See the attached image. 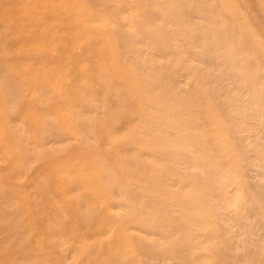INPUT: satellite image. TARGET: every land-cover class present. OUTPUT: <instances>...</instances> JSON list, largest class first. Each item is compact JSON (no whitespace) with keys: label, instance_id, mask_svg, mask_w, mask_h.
<instances>
[{"label":"rangeland","instance_id":"1","mask_svg":"<svg viewBox=\"0 0 264 264\" xmlns=\"http://www.w3.org/2000/svg\"><path fill=\"white\" fill-rule=\"evenodd\" d=\"M145 1H146V3H145ZM156 1H157V3H156ZM184 1L183 0H178V1L177 0H171V1L170 0H165V1L164 0H152V1L151 0H93V1L92 0H86V1L85 0H0V202H1L0 205H4L6 207L9 205V207H10V208L9 207L5 208L2 206L3 207L2 208L0 206V212L2 211L0 213V264H30V263L37 264L39 262H40L39 264H45V263L47 264V262L50 261V259H51V261L48 262L50 264H52L53 262H54L53 264H60L63 261L65 264H67V263L72 264V263H74L73 262L74 260H75L76 264H86V263L87 264H94V263L95 264L96 263H99V264H124V263L126 264L127 263L128 264L130 261H132V262L135 261L134 264L136 262H137L136 264H138V262H141L140 264H163V263L164 264H169V263L170 264H187L186 262H191L192 260L193 261L191 263H188V264H194L197 262H199L198 264H202V263L203 264H210V262L212 264H217V263H219V264L220 263L221 264L222 263L223 264H257V262H259V264H261V262H262V264H264V253H263L264 252V208L260 207L261 202L263 203V205H261V206H264V180L262 179L264 177V173H262L264 168L261 171L262 167H260V166H263V164H264L263 163L264 159H262V158H264V155H263L264 154V147L262 149V146H264V139H263L264 138V133H263L264 132V130H263L264 125H261V123H264V117H263L264 116V110H263L264 109V106H263L264 105V102H263L264 101V98H263L264 97V81H263L264 80V75H263L264 74V66H263L264 65V55H262V54H264V0H213V2H212V0H208L209 2L207 0H184ZM205 1H206V3H205ZM51 2H53V3H51ZM57 2L59 5L57 4ZM181 2L183 4H181ZM211 2H212V4H211ZM147 3H148V6H147ZM121 4L123 7L121 6ZM160 4H161V6H160ZM207 4L208 5L211 4L212 6L210 5V7L207 8V6H208ZM149 5L152 8L151 7L149 8ZM175 5H178L180 7V9H183V11H186V12L181 11L179 9V7L175 6ZM107 6H108V8H107ZM238 6H240L239 8L241 10L238 8ZM118 7H120V8H118ZM184 7H186V8H184ZM218 8H219V10H218ZM155 9H156V11H154ZM196 9H198V10H196ZM247 10L248 11L251 10V12L248 13ZM175 11L178 13H175ZM219 11H220V14H219ZM149 12H150V14H148ZM180 12H182V13L180 14ZM194 12H195V14H194ZM124 13H125V15H124ZM144 13H146L147 15L146 14L144 15ZM159 13H161V14H159ZM151 14H153V15L155 14V15L153 16ZM176 14L178 17L176 16ZM99 15L102 19L101 18L99 19V17H98ZM165 15H167L168 17H165ZM211 15H213V16L219 15L218 16L219 18L217 17V19H216L215 16H214L215 17L214 18V17H211ZM175 16L177 19L174 18ZM195 16H197V17H195ZM150 17H151V19H150ZM198 17H199V19L200 18L201 19L198 20ZM168 18H170V19L168 20ZM96 19H98V21H99L98 23H97ZM203 19H205V20L203 21ZM211 19L213 22H215V24H213V22H211ZM218 19H219V22H217ZM100 20H104V21L101 22ZM115 20H116V22H115ZM151 20L154 22H151ZM161 20H162V24H161ZM177 21L178 22L180 21V23L177 24L176 23ZM205 21L207 22V24ZM93 22H95V23L92 24ZM142 23H143V26H142ZM146 23L148 25H146ZM154 23L161 25L160 27L158 25H156L157 28H159V29H157L156 27H153V26H155ZM208 23H210V24H208ZM224 23H226V24H224ZM95 24H97V25H95ZM151 25H152V27H151ZM163 25H164V27H163ZM216 25H217V27H216ZM225 25H227L228 27ZM147 26H149V27H147ZM249 26H250V28H249ZM129 27H131V29ZM146 27L150 29V32H149V29H147ZM112 28L115 30H112ZM132 28L133 29L135 28V29L133 30ZM217 28L220 29V31H222V32L220 33V31ZM128 29L132 35H130L128 33ZM139 29H143V30L145 29L147 32H145V31L143 32V30L141 31ZM130 30H133L134 32L130 31ZM135 30H136V32H135ZM152 30L154 31L153 33H155L154 35L152 33ZM239 30H241V31H239ZM210 31H211V37H209ZM223 31H224V33H223ZM126 32L129 34L130 37L128 36V34ZM230 33H231V35H230ZM122 34L123 35L125 34V35L123 36ZM150 34H152V36H150ZM213 34H214L215 38H212V37H214ZM232 34H233V36H232ZM117 35L119 37L120 36H122V37L119 38ZM141 35L143 37H141ZM222 36H224L225 38ZM126 37L129 38V39L127 38L128 41H127V39H125ZM206 37H208V38H206ZM148 38L150 41L148 40ZM117 39H120V41ZM217 39H220V40H217ZM222 39L224 41H222ZM233 39L237 40V41H234ZM156 40H158V41H156ZM122 41H124V42H122ZM125 41L128 42L129 44L131 43L130 44L131 47L129 46V44H126ZM145 41H146V44H145ZM152 41L153 42L155 41V42L152 43ZM166 41H167V43H165ZM188 41L193 42V44L191 42H188ZM211 41L213 43L215 42V44L213 45V43H211ZM227 42H228V44H227ZM117 43H120V44H117ZM132 43L134 46L132 45ZM150 43H151V45H150ZM216 43L217 44L219 43V44L217 45ZM124 44H126V46L128 48H125ZM201 44L203 46H201ZM60 45H61V47H60ZM135 45H137L138 47L136 48ZM143 45H146L148 48L146 46H143ZM194 45H195V47L198 46V48H195ZM226 45H227V47H226L227 49H225ZM122 46H124V47H122ZM162 46H164V48ZM208 46L211 49H209ZM218 46H219V48H218ZM235 46H236V48H234ZM129 47H130V49H129ZM222 47L224 48V50ZM119 48H121V49H119ZM141 48L143 50L142 53H140ZM167 48H168V51H167ZM204 48H205L206 52H205ZM221 48L223 51L221 50ZM256 48H257V50H256ZM125 49H127L126 53L124 52ZM136 49H138L139 52L136 51ZM164 49H165V51H164ZM170 49H171L172 53H170ZM253 49H255V50H253ZM176 50L180 53V55ZM180 50L183 51V53ZM184 50L188 52V53L186 52V55H183V54H185ZM212 50H214L215 53L212 52ZM225 50H227V52H225ZM120 51L124 52L123 54H125V55H123ZM189 51H191V52L189 53ZM220 51H222L221 53H223V54H221ZM128 52L132 53V55L131 54L128 55L129 54ZM166 52H168L169 55ZM224 52L227 53V55H224L225 54ZM238 52L239 53L243 52L244 54L240 53L237 56ZM213 53H214V55H213ZM256 53H258V54H256ZM198 54L200 57L198 56ZM201 54H206V55L202 56ZM207 54H209V55H207ZM229 54H231V55H229ZM154 55H156V56H154ZM160 55H161V57H160ZM220 55H221V57H219ZM132 56L136 62L133 60ZM147 56H148V58H147ZM165 56H167L168 58H171V57H173V58L168 60L167 57H165ZM223 56H225V58L228 59V60L227 59L225 60L226 63H224V61H223ZM152 57L155 59L154 61H153V59H151ZM201 57H202L203 61L201 60ZM211 57H213V58H211ZM229 57H232L231 62H229L230 61ZM188 58L193 60V61H191V60L190 61L195 66L190 61H188L189 60ZM215 58L218 61L217 60L215 61ZM218 58L222 59V60H219ZM121 59H123V60L120 61ZM149 59L151 62L149 61ZM180 59H181V61H179ZM210 59H212V60H210ZM213 59H214V61H213ZM124 60H125V62H124ZM138 60H140L142 63H140V61H138ZM182 60H185V61H182ZM205 60L207 61V63ZM233 60H234V62H237V63H234ZM160 61H162V62H160ZM171 61H174V62L170 63ZM186 61H188V64H186ZM182 62L184 65L182 64ZM218 62L220 65H219V67H216V65L218 66ZM222 62H223V66H221ZM239 62L243 65V67H241V64ZM136 63H137V65H136ZM179 63H181L182 65ZM200 63L201 64L203 63L204 66H206V67H204ZM123 64H124V66H123ZM149 64H151V65H149ZM165 64L167 67L165 66ZM171 64H173V66H175V67L171 66ZM196 64H198V65H196ZM236 64L239 66H237ZM245 64H246V67L249 66V68L246 69ZM209 65H211L212 67H210ZM214 65H215V68L213 67ZM256 65H258L259 67H257ZM151 66H154V67L151 68ZM184 66L186 67V69ZM260 66L262 68H260ZM145 67H147V69H145ZM188 67H191V68H188ZM199 67H201V68H199ZM223 67H226V68L224 69ZM84 68L86 70H84ZM168 68H170V69H168ZM192 68H193V70H192ZM217 68H218V71H220V72L217 71ZM258 68H259V70H256ZM152 69H154V70H152ZM197 69H199V70H197ZM200 69H201V71H200ZM210 69H212V72ZM187 70H189L188 71L189 73L186 72ZM208 70H209V72H208ZM147 71H149L151 74L149 75V72L147 73ZM151 71H153V72H151ZM214 71L215 72L217 71V72L215 73ZM221 71H222V74L227 79H222L225 77L221 74ZM234 71H236V72H234ZM178 72H180V73H178ZM225 72H229L228 73L229 76H227L228 74H226ZM251 73H253V74H251ZM144 74L146 75L145 77H144ZM196 74H198V75H196ZM220 74H221V76H219ZM231 74H232V76H230ZM241 74L243 76H241ZM148 75H149V78H148ZM185 75H186V77H185ZM233 75L236 77L235 79L232 78V77H234ZM251 75H252V77H250ZM212 76H214V77H212ZM168 77H170V79ZM215 77L216 78L219 77V78L215 80ZM151 78H153V81ZM172 78H174V79L171 80ZM193 78L195 79V81ZM154 79L156 81H154ZM177 79H178V81H177ZM190 79L193 80L194 84H193V82L191 83ZM253 79H254L255 83H254V81H252ZM213 80L217 81L218 83L216 84V82ZM219 80L222 82H219ZM224 80L225 81L227 80V81L225 82ZM239 80H241V81H239ZM206 81H207V83H206ZM211 81H212V83L213 82L214 83L212 84ZM228 81L229 82L231 81V82L228 83ZM244 81L245 82L247 81V83H245ZM156 82H157V84H156ZM175 82H176V84H175ZM232 82H233V85H231ZM238 82H239V84H237ZM84 83H85V85H84ZM159 83H161L160 84L161 86L159 85ZM180 83H181V85H180ZM226 83L229 84L230 86H227ZM256 83L258 86H260V83H261V86H263V87L260 86L261 91H259L260 89L258 88V86H256ZM107 84H108V86H107ZM167 84H169V85L167 86ZM172 84H173V86L170 87V85H172ZM200 84H202V85H200ZM234 84H236L237 86ZM151 85H152V88H151ZM163 85H165V86L163 87ZM188 85H190V86L188 87ZM109 86L112 87V89H110ZM180 86L182 88H180ZM207 86H208V88H207ZM245 86H246V88L248 87L247 88V91H249L248 93L246 90L243 89V87L245 88ZM254 86L256 89L254 88ZM158 87H160V88H158ZM166 87H167V89H165ZM172 87L175 89H173ZM225 87L227 88L228 91H225L226 90ZM43 88L47 91H44ZM169 88L170 89L172 88V89L170 90ZM183 88H185V91ZM188 88H190V89H188ZM209 88H211V89L209 90ZM216 88H217V90H216ZM218 88H220L219 89L220 93L217 92ZM224 88H225V90L223 93ZM115 89H117V90H115ZM113 90H115L114 93L116 95L113 93ZM180 90H183L185 93L183 91L181 92ZM238 90H239V94H238ZM29 91L31 93L30 95H28ZM158 91H159V93H158ZM172 91L176 95L174 93H172ZM192 91H193V93H192ZM212 91H214V92H212ZM234 91H235V93H234ZM46 92H48V93H46ZM231 92H233L232 93L233 97L231 94H230L231 96L229 95V93H231ZM243 92H245V93H243ZM250 92H251V94H250ZM259 92H261L263 94H261ZM2 93L4 95H2ZM112 93L115 96L114 95L112 96L111 95ZM117 93H119V94L117 95ZM218 93L220 94L221 99L218 97L219 96ZM221 93H222V95H221ZM241 93H243L244 95ZM252 93L253 94L256 93V94L254 96H251V95H253ZM162 94H163V96H162ZM259 94H260V96L262 95V97H260ZM49 95L53 98L50 97L51 98L50 99L48 97ZM157 95L162 96V97H160L162 99V101L159 98V96H157ZM164 95L166 97H164ZM226 95H228V97ZM256 95H258V97H257V99L254 100V97L256 98ZM44 96H46V97H44ZM106 96H108V97H106ZM187 96L190 98H188ZM197 96H199L198 99H196ZM202 96H204V98ZM215 96H217V97H215ZM229 96H230V98H229ZM110 97H112L111 100H110ZM149 97H150V100H149ZM156 97H158V100ZM178 97H180L179 101H178V99H176ZM237 97H239V99H240V100L238 99L239 101L237 100ZM46 98L49 100H47ZM78 98H80V100ZM201 98H202V100H201ZM227 98H229V99L227 100ZM234 98H236L237 101ZM248 98L253 99V100L250 101V100H248ZM260 98L262 101L260 100ZM113 99L117 100L116 104H118V105L115 104V107L113 105H114L116 100H114V102H113L112 101ZM132 99H134V101ZM151 99L154 101H152ZM192 99L194 102L192 101ZM43 100H45V101L43 102ZM50 100H52V101H50ZM75 100H77V101H75ZM104 100H105V102H104ZM108 100H110V101H108ZM182 100H183V102L180 103V101H182ZM195 100H197V101L200 100L201 102L199 101L200 102L199 103V102H196ZM223 100H225V101H223ZM226 100H227L228 104H227ZM243 100H245V102ZM247 100H248V102H247ZM95 101H96V103H94ZM128 101H129V104H128ZM132 101H133V104L130 103ZM242 101H243V103L249 104V105L247 104V106H248L247 108H246V104H245L244 110L242 109L244 106L241 108V106L243 105ZM249 101H250V103H249ZM259 101H261V102L259 103ZM109 102L113 105L111 106L109 104ZM124 102H127L126 103L127 105ZM153 102H155L156 104H154ZM159 102H160V104H159ZM222 102H224V103H222ZM234 102H236V103H234ZM262 102H263V104H262ZM135 103H136V105H135ZM139 103H141V104L139 105ZM151 103H153V104H151ZM184 103H185V106H184ZM239 103H240V105H239ZM255 103L257 104L256 106L258 107V108L256 107V109H255ZM106 104L107 105L109 104V105L107 106ZM193 104H195V105H193ZM212 104H215V105H212ZM236 104H238V105H236ZM93 105H95V107ZM146 105H148V106H146ZM117 106H119V107H117ZM198 106H200V107H198ZM225 106L228 109L224 108ZM85 107H86V110H85ZM153 107H154V109H153ZM183 107H186V108H183ZM235 107L240 108V109L237 110V108L235 109ZM261 107H262V109H261ZM149 109H150V112H149ZM156 109H157V112L155 111ZM177 109H178V111H177ZM233 109H235V110H233ZM97 110L99 113L98 112L96 113ZM229 110H230V112H229ZM239 110L242 111V112H240L241 114L239 113ZM140 111L143 114L139 113ZM142 111H144V112H142ZM224 111H225V113H224ZM244 111L246 112V114L244 113ZM254 111L256 113H258V115ZM83 112H84V114H83ZM100 112H102V113H100ZM165 112H166V114H165ZM252 112H254L255 114ZM46 113L49 114L48 115L49 117L46 116L47 115ZM91 113L94 115H92ZM160 113H161V115H160ZM180 113H181V115H179ZM201 113H203V114H201ZM242 113H243V115H242ZM80 114H81V116H83L86 119L82 118V120H81ZM51 115H53V116L50 119ZM140 115L141 116L144 115L142 117L143 120H141ZM233 115H235V116H233ZM240 115H242V116H240ZM115 116H118V117H115ZM137 116H139V117H137ZM149 117H151V118H149ZM241 117L243 120L241 119ZM7 118H8V120H7ZM253 118H255V121ZM256 118H257V121L259 119L258 122H256ZM169 119H171L172 122ZM239 119L244 121V123L246 122L245 125L243 124V122L241 120L240 121L242 122V124L239 125V122H240ZM136 120H138V121H136ZM228 120L229 121L231 120L232 123L229 122ZM234 120H235V122H233ZM85 121H87V122L85 123ZM249 121H251V122L247 123ZM142 122H145L144 123L145 126L142 125ZM44 123L47 126H48V124H50L48 126V128L51 127L50 130L48 128H46L47 126L43 125ZM167 123H169L170 125ZM147 124L150 125V127H147ZM164 124L165 125L167 124L170 127H168L167 125L165 126ZM252 124H254L256 127ZM258 124L260 127H262L261 130H260V127L258 126ZM204 125H206V127ZM141 126H143V129H141ZM20 127H21V129H20ZM43 127L45 128L44 130H42ZM89 127H90L91 131L89 130ZM172 127H173V129H172L173 132L170 129ZM244 127L247 131L244 129ZM248 127H252L251 131ZM61 128H62V130H61ZM82 128H84V130H82ZM148 128H150L151 130ZM124 129H126V130H124ZM137 129H139L140 132ZM154 129H156V130H154ZM157 129L160 131H158ZM174 129H176V131ZM184 129L187 132L188 131L189 132L188 133L184 132L185 131ZM199 129H200V132H199ZM233 129H235L234 130L235 132L233 131ZM239 129L240 130L243 129V130L239 131ZM88 130H89V132L93 133L94 135L92 136V134L89 133ZM134 130H137V131H134ZM149 130H150V132L152 131L151 134L147 133V132H149ZM197 130H198V132H196ZM18 131H20L21 133L23 132V134L21 135V133L20 132L18 133ZM29 131H31V134H30L31 136L27 137V135H29V133H30ZM57 131L60 132L59 134H61V136H64V138L60 137V135H58ZM85 131L87 132V134ZM153 131H155V132L157 131V132L155 133ZM253 131L256 133L254 134ZM63 132L65 134H63ZM160 132L161 133L166 132L163 134V135H165L166 139L164 138V136ZM244 132L245 133L248 132L247 135ZM171 133H172L171 136H173V134H174V136L175 135L176 136L171 137V136L167 135V134L170 135ZM199 133L201 135H199ZM232 133H233V135H231ZM42 134H43V137H42ZM88 134L89 135L91 134L90 138H89ZM196 134L199 136H196ZM237 134H239V135H237ZM150 135H152V137H150ZM229 135H231V136H229ZM255 135H258V136H256L258 138H256ZM53 136L54 137L58 136L60 139L57 138L55 140L53 138ZM85 136L87 137V139ZM236 136H238L237 137L238 139L236 138ZM243 136H246V137L248 136V138L245 139V137H243ZM66 137H67V139H66ZM176 137H178V138L176 139ZM191 137H193V138H191ZM251 137H253V138H251ZM27 138H29V140H27ZM32 138L34 139V141ZM254 138H256V139H254ZM24 139L26 142L24 141ZM242 139H243V141H242ZM244 139H245V141H244ZM259 139H261V140H259ZM37 140H38V142H37ZM60 140H62V141H60ZM89 140L90 141L92 140V145L89 144V143H91ZM169 140L171 142H169ZM191 140L193 141V143ZM85 141H87V142H85ZM34 142H35V144L36 143L39 144V146H41V147L36 146L37 144L35 145ZM194 142H197V145ZM204 142L205 143L207 142L206 144H208V145L205 146ZM78 143H79V145H78ZM156 143H157V145H156ZM240 143L243 145H241ZM254 143H256V145ZM258 143L259 144L261 143V146ZM52 144L53 145L56 144L55 147H53ZM62 144L65 147H63ZM112 144H113V146H112ZM116 144H118V145H116ZM120 144H123L124 146L123 145L120 146ZM203 144L205 147H203ZM249 144H251L252 146H250ZM27 145H29V146L31 145V147H33L32 150H30L31 147H29V146L27 147ZM199 145L201 147H199ZM61 146H62V148H61ZM190 146H192V147H190ZM193 146H195V147H193ZM208 146L212 149H210V148L208 149ZM248 146H250V147L248 148ZM26 147L30 148V149L27 150ZM66 147H67V149H66ZM198 147L200 148V151H199ZM12 148L18 149V153H19L18 156L19 157L15 156L18 154L17 150L13 151L14 149H12ZM174 148H175V150H172ZM36 149H37V151H36ZM57 149H61V150L58 151ZM201 149L205 150V151H203V150L202 151L204 153H207V154H204L201 151ZM249 149H251L252 151L254 150V152H256V150H257V152H259L260 154L257 152L254 154L250 150V152L252 153L251 154V153H249ZM55 150L58 151L59 153L58 152L54 153ZM28 151L31 152L32 158L30 157V153H28ZM38 151L42 155H39L40 153ZM62 151L65 153H63ZM15 152H16V154H15ZM34 152L39 153L38 158H37V155H35L36 153L34 154ZM50 152H52V154L53 153L55 154V155L53 154L54 157H52V154H50ZM189 152H190V154H189ZM32 154L35 155V157ZM57 154L58 155L60 154V155L56 156ZM241 154H242V156H240ZM182 155H184V156H182ZM256 155L258 157H256ZM39 156L42 159H40ZM177 156H178V158H177ZM217 156H218V158H217ZM261 156H263V157H261ZM19 158L21 159L20 162H19ZM34 158H36V159H34ZM43 158H46L47 160H45ZM222 158H223V160H222ZM257 158H259V159L256 161ZM243 159H245V161ZM247 159H248V161H250V163L247 161ZM261 159H262V161H260ZM42 160L43 161L45 160V163ZM125 160L129 163H127ZM180 160L181 161L183 160V161L181 162ZM254 161L258 162V163H255ZM259 161H260V163L262 162L261 163L262 165L259 164ZM186 162H188V163H186ZM206 162H208V163H206ZM219 162L220 163L222 162V163L219 164ZM41 163H42V165H41ZM202 163H204V164H202ZM106 164L111 169H109L106 166ZM251 164H252V166H251ZM186 165H187V167L189 166L190 168L189 167L187 168ZM213 165H214V167H213ZM181 166H182V168H181ZM250 166H251V168H250ZM197 167H199L198 168L199 170L197 169V171L201 172V173H198V172L196 173V170L194 168H197ZM217 167L220 170L221 169L222 170L217 171ZM247 167L250 170H247ZM107 168L109 170H107ZM190 169H192V170H190ZM210 169H212V170H210ZM243 170H244V172H243ZM177 171H178V173H177ZM251 171H253L252 176L250 175ZM179 172H181V174ZM182 172H183V175H182ZM205 172L208 174H205ZM213 172H216V173L214 174ZM135 173H137V174H135ZM190 173H192V174L194 173V175H192ZM245 173H246V175L248 174L247 177H246ZM254 173L257 177L254 175ZM112 174H113V176H112ZM148 174L151 176H149ZM201 174L203 176H201ZM212 174H214V175H212ZM225 174H227V175H225ZM128 175H129V178H128ZM132 175L135 177H132ZM187 175L189 176V178ZM206 175H208V177H209V175L212 176L211 179H210V177L208 178ZM233 175H235V176H233ZM109 177L112 179H110ZM206 177L208 178V180L210 182L206 181L207 180ZM253 177H254V179H253ZM135 178H137V179H135ZM195 178H197V180ZM256 178H258L260 180L259 184L260 185L262 184L261 186L263 188L258 185V179L256 180ZM131 179H133V180L131 181ZM113 180L114 181L116 180L118 182H116V181L114 182ZM178 180H181V181H178ZM246 180H247V182H246ZM69 181L72 184V186L69 183ZM72 181H74V182H72ZM133 181H134V186H133ZM236 181L238 182V184L235 183ZM158 182H159V184H161V186H158L159 185V184H157ZM199 182H200V186H197L199 184ZM207 182L210 184H207ZM253 182L256 183L255 184L256 186L254 185L255 188L260 187L259 191H258V189L254 190L255 188L253 186V184H254ZM261 182H263V183H261ZM119 183H120L121 187L119 186ZM126 183H129V185ZM150 183H153V184L150 185ZM163 183H164V186H163ZM234 183H235V185H234ZM124 184H126V185H124ZM216 184H217V186H216ZM167 185H168V187L164 188ZM206 185H207V187H206ZM219 185L221 186V188ZM239 185L240 186L242 185V186L240 187ZM122 186L124 188L126 187V189H124ZM129 186L131 187V191H130V189H128V188H130ZM184 186L186 187V189H184ZM245 186H246V188H244ZM117 187H118V189H117ZM151 187H153V188H151ZM200 187H201V189H200ZM213 187L215 189L217 188L220 190H217V189L215 190ZM230 187H231V189H229V191L230 190H231V192L234 191L236 194H233L234 196L231 195L232 201L230 200V203H228L229 200L226 202V200H224L223 197H224L226 190H228V188H230ZM234 187H235V189H234ZM9 188H11V189H9ZM45 188H46V193H45ZM83 188H85V189H83ZM119 188L120 189L122 188V189L120 190ZM140 188H141V191H139ZM144 188H146L147 190ZM172 188H173V190H172ZM192 188L193 189L195 188V190H193ZM204 188L210 189L207 191V194H205L206 190H204ZM163 189H165V191ZM182 189H183V191H182ZM213 189L215 190V192L216 191H218V192L215 193ZM236 189H237V191L238 190L240 191V194L242 196H238L239 191L236 192L235 191ZM245 189L248 190L249 192L244 191ZM78 190H80V191L82 190L81 194ZM118 190H120V191L118 192ZM128 190L130 192H132L130 194H132V195L136 194L135 196H131V197H134V198L138 197V200L142 198L141 201L137 202V198L136 199L133 198V200L130 199L129 198L130 194H129ZM144 190H145V192H144L145 195H146L147 191H150V193L147 194V196H146V198L151 196L150 199L149 198L146 199L144 195H143L144 197L142 195L140 197V194L137 193V191H139V193H141ZM161 190L163 191V193H161ZM203 190L205 192H203ZM212 190H213L214 194H212L213 193ZM250 190L251 191L253 190V192H251ZM133 191L135 192L134 194H133ZM151 191L152 192L154 191L158 196L156 194H153ZM220 191H221V193H219ZM74 192H75V194H74ZM158 192L163 194V195L159 194ZM209 192H211V193H209ZM119 193H120V195H119ZM122 193H123V195H122ZM166 193H168V194H166ZM128 194H129V196H128ZM141 194H143V192ZM174 194H175V196H174ZM208 194L210 195V197H207V196H209ZM255 194L257 197H255ZM76 195L79 197L78 199H76L77 198ZM113 195L116 197V199ZM201 195H203V196H201ZM216 195H218L217 196L218 198L216 197ZM243 195H245V196H243ZM52 196L54 197V199ZM170 196H171V198L173 196L175 197V198L173 197V199H174V202L176 203L175 205L177 206L176 209H175V207H174V209L173 208L171 209L172 213H171V210H169V209L171 208V206L173 207L175 205L173 204L174 202H172L173 199L170 200ZM187 196H189V197H187ZM214 196L216 199L214 198ZM82 197H84V198H82ZM122 197H124V200H122L123 199ZM127 197H128V199H127ZM176 197H178V198L176 199ZM143 198H145L147 201L149 199L148 202L151 205H148L149 203ZM154 198L155 199L160 198V199H158L159 202H158V200L157 201L152 200ZM183 198L186 200V202L183 200ZM213 198H214L215 202L217 200L218 203L213 202ZM249 198H250V200H249ZM200 199H201V201H199ZM222 199L225 203V206H226L225 208L223 206L224 205L223 201H221ZM251 199L252 200L255 199V200H253L254 201L253 206L251 205L252 204L251 202H253ZM81 200H82V202H81ZM85 200L87 202L89 201V203H87ZM134 200L136 201V203L134 204L136 206H137V204L140 205V203L143 202V203H141L142 205L137 206L138 208L139 207H141V208L139 209L140 211L135 210L136 214H135L134 209H137V207L131 206V205H133L132 202ZM151 200L153 201V203ZM165 200H167L169 202L167 203ZM178 200H181V201H179V203H178ZM84 201H85V203H84ZM122 201H127V202H125L126 205L124 204V202H123L124 205L121 204ZM128 201H131V203H128ZM144 201H146L145 202L146 204L144 203ZM164 201L166 203L165 205H164ZM187 201L189 202L188 205H187ZM211 201L213 202V204ZM258 201H259V203H258ZM154 202H155V204H154ZM182 202H183V204H182ZM202 202H204V204H202ZM247 202H249L248 207H247ZM11 203L13 205H10ZM55 203H58V206L55 205ZM79 203H80V205H78ZM93 203H94L95 208L93 206H91V205H93ZM59 204H60V206H59ZM97 204H99V205H97ZM120 204L123 205V207L127 206L128 204H131V205H128V207L129 206H131V207H129V209H128V207L123 208ZM219 204H221L222 206ZM228 204L230 205V207ZM232 204L235 206H233ZM84 205H86V206H84ZM117 205L118 206L120 205L122 207V210H121V207H119L121 212H120V210L118 211L119 208L117 207ZM181 205H183L182 206L183 209L180 207ZM214 205H216V206L214 207ZM227 205H228L229 209L227 208ZM11 206H13V207H11ZM55 206H57V207H55ZM166 206L168 207V209H166ZM169 206H170V208H169ZM178 206H179L180 210L178 209ZM257 206H258V208H256ZM59 207H61L60 209H62L64 211L63 212L62 210L59 209V211H61L63 215L58 214L59 211H57V210ZM98 207L100 208L99 209L100 211L97 209ZM132 207H134V208H132ZM156 207H159V208H156ZM161 207H164V209H166V212L163 209L161 210ZM82 208H84V212H82L83 211ZM86 208H88V209H86ZM142 208L144 210L143 216L141 215V214H143L141 212V211H143V210H141ZM249 208H250L251 212L249 211ZM259 208H261L260 212H258ZM130 209H132L133 211H130ZM211 209L214 213L211 212ZM220 209H222V211L225 213H221ZM254 209L256 210V212ZM71 210L75 211V212H71ZM159 210H161V211H159ZM173 210H175V211L177 210L176 212H178V213L176 214L175 211L173 212ZM191 210H193V211H191ZM218 210L220 213L217 212ZM247 210H248V212H247ZM4 211L7 215L4 214ZM10 211L13 214L10 213ZM91 211L92 212L94 211V212L92 213ZM167 211L168 212L170 211L169 214H173L172 216L174 218L172 216H168V214H166ZM181 211L182 212L186 211V212L183 214ZM215 211H216V213H215ZM226 211H228L229 213ZM78 212H79V214H78ZM131 212H133V214ZM156 212H157V215L155 214ZM123 213H124V215H123ZM125 213H127V214H125ZM137 213L138 214L141 213L140 215H138L139 217H137L139 220L137 218H135L137 216ZM159 213H161V214L159 215ZM164 213L167 216L164 215ZM179 213H182L180 215L181 216L183 215L182 216L183 218L179 215ZM217 213L219 214L218 216H217ZM226 213H228L229 215L228 214L226 215ZM10 214H12V215L10 216ZM84 214L87 215L88 217L85 216ZM90 214L93 217L92 219H91ZM113 214L115 216H113ZM121 214H122L123 220L120 217L119 218L120 222H119L117 218ZM254 214H255V216H254ZM2 215H4V216H2ZM60 215L64 216V217H61ZM117 215H119V216H117ZM175 215H177L178 217ZM184 215H186V217L189 215L188 216L189 218L187 217L188 218L187 219L186 217H184ZM221 215L224 218H222ZM236 215H239V217H237ZM7 216H10L11 219H10V217L8 219ZM65 216L67 218H65ZM68 216H70L69 220H68ZM82 216L90 218L91 220L87 219L85 217L83 218ZM116 216H117V218H116ZM125 216L127 217V220H126ZM153 216H155L156 220L153 219ZM232 216H233V218L231 219ZM149 217H151V218L148 219ZM156 217H158L161 224H159V221ZM161 217L163 218L164 221H162ZM165 217L168 219L170 217H172L173 219H170V220L166 219L165 220ZM196 217H200V218L196 219ZM226 217H228V218H226ZM4 218H6V219L4 220ZM82 218H83V220H82ZM146 218H147V220H146ZM160 218H161V220H160ZM190 218H192V221L190 220ZM245 218H246V221H245ZM84 219H86V220H84ZM136 219H137V221H136ZM175 219L176 220L178 219L179 221L176 222ZM200 219H202V220H200ZM223 219H225V221ZM227 219H229V222H231V223H229ZM61 220H63L65 223L61 222ZM141 220H143V222L139 223V221H141ZM149 220H155L156 221L155 225L151 226L155 221H152L153 223L151 225H149V223L151 222V221L149 222ZM171 220H174L175 224L169 223V221L172 222ZM184 220H185V222H184ZM186 220H189V221H186ZM194 220H195V222H194ZM197 220H199V221H197ZM2 221H4V222H2ZM67 221H69V223ZM165 221H167V222H165ZM201 221H203L202 225H201ZM220 221H222V223L224 222L223 226H222V223H220ZM190 222L194 223V224L191 223L194 225V226L192 225V227L194 229L189 227ZM217 222H218V225L220 224V227L217 224H215ZM240 222H242L243 224ZM26 223H27V225H25ZM86 223L89 225L88 226L85 225ZM143 223H146V225ZM177 223H178V225H177ZM180 223H182V224L184 223L185 225L186 224H188V225H187V227L186 226L184 227ZM225 223L226 224L229 223V225L231 227L229 225H227V227H226ZM234 223H235V225H234ZM237 223H238V225L239 224H241V225L239 226V229L237 227V230H236L235 226H237ZM12 224H14V225L12 226ZM166 224L167 225L172 224V225L170 227L169 225L166 226ZM199 224L201 226H199ZM204 224L206 225V229L208 228L207 230L205 229ZM231 224L234 226H232ZM7 225L10 227L8 228ZM179 225L182 228L179 227ZM195 225H197V226H195ZM207 225H209V226H207ZM212 225L215 226L214 229H213ZM242 225H244V226L247 225V226L242 227ZM27 226H29V227H27ZM69 226L71 227L70 229H69ZM136 226L138 228H140L139 230H141V231H139ZM164 226L167 228L164 229L165 228ZM176 226H178L180 228L179 229L177 227L178 228V230L176 229L177 233L175 230ZM202 226H204V228ZM228 226L232 229H230V228L228 229ZM11 227H12V229L14 228V230H12ZM148 227H150V228L148 229ZM152 227H154V228H152ZM172 227H174L175 231L172 230ZM195 227H197V228H195ZM198 227H199V232H198ZM200 227L203 228V231L205 229L204 233L202 232V229ZM241 227L244 228L242 231H244V233L246 235L245 239H244V237H245L244 233H242V231L238 232L239 230L242 229ZM65 228H66V230H65ZM156 228H157V230H156ZM170 228H171L173 233L168 230ZM216 228H219V229L217 230ZM220 228L222 231H220ZM223 228H225L229 233L227 231H225V229H223ZM10 229L12 230L13 233L10 232L11 231ZM61 229H63V231H61ZM134 229H136V230L133 231ZM150 229L152 230V232L153 231L154 232L152 233ZM183 229L184 230L186 229V230L184 231ZM192 229L194 231H197L195 233H196V235L198 234V237L195 236L194 231L190 232V230H192ZM59 230L61 231L60 233H59ZM166 230H167V232H166ZM137 231L142 232V233H139ZM224 231L227 234H224L225 233ZM29 232H30V234H29ZM64 232H66V233H64ZM136 232H137V234H140V235H137ZM145 232H147V233L144 234ZM158 232H159V234L161 233V235H162V233L164 234V235H162L163 237L161 236L162 238H160V240L157 239L160 241V242L157 241L160 244H158L155 241L156 238H158L160 236L158 234ZM61 233H63V236H61L62 235ZM154 233L158 234V235L156 236V235H154ZM219 233H221V234H219ZM240 233L243 234V235L241 234L243 236V238H240V237H242V236H240ZM10 234L11 235L15 234V235L10 237ZM147 234H150V235H148V237H147ZM189 234H192L194 236H191ZM207 234H208V236L215 234L214 236L217 239H221V240L220 241L217 240L213 235L209 238L207 236ZM209 234H211V235H209ZM229 234H230L229 237H231V238H232L233 234L235 235V236H233V239H231L232 241H230V238L228 236H226ZM141 235L143 236L144 239L142 237H140ZM166 235H168V236L166 237ZM199 235H200V237H199ZM236 235H237V237H236ZM151 236H153V237L155 236V237L153 238ZM206 236L209 238L208 239L209 241L212 239L210 242L207 240L209 242V244L213 241L215 242V240L217 241L215 243L213 242L214 246H212L213 243H211V245L209 247L208 242L206 240L203 241L204 238L205 239L207 238ZM145 237H147V238H145ZM149 237L153 238V242H152V239L150 241ZM184 237H186V238H184ZM234 237H236V238H234ZM13 238H15V240H13ZM67 238H68V240L70 239L69 240L70 242H68ZM82 238L84 239V242H82L83 241ZM164 238H165V240H164ZM169 238H171L172 240H170ZM200 238H202V240ZM139 239H141V240L139 241ZM146 239H147V244L145 243ZM161 239L164 241L161 242ZM168 239H169V241H168ZM189 239H192L194 241L196 239V241H195L196 243H194V246L192 244L193 242H191V240H189ZM225 239H227V240L225 241ZM236 239H238V240H236ZM65 240H66V242H65ZM93 240H95V241H93ZM109 241H110V243H109ZM142 241L143 242L145 241V242L143 243ZM154 241L156 242L155 244H157V245L154 244ZM165 241H167L168 244ZM199 241H200L201 245H200ZM90 242H91V244H90ZM93 242L96 246L92 244ZM139 242H140V244H138ZM226 242L227 243L233 242L232 244L234 246L232 244L230 245L229 243L227 246ZM16 243L17 244L19 243L18 244L19 246ZM69 243H70V245H68ZM82 243H84L86 245H84V244L82 245ZM97 243H99L100 246L97 245ZM149 243H151V246L152 245L157 246V247H155L156 249L149 246L150 245ZM189 243H190V245H189ZM202 243L203 244L205 243V245H203V246L206 247V252H208V253L205 252V250H204L205 247L202 246ZM21 244L23 245V247H21L22 246ZM137 244L140 246H138ZM191 244L193 247L190 248ZM195 244H197V245H195ZM224 244L228 248L230 247L229 251L227 250L229 253H226L225 249H227V247L224 246ZM65 245H68L69 248H68V246L66 247ZM91 245L93 246V247H91L92 249H88V247L90 248ZM164 245H166L165 246L166 249L159 248V246L164 248ZM173 245H174V247H173ZM217 245H219V247ZM104 246H105V248H104ZM195 246L196 247L198 246V249L201 248L204 251L201 252L202 250H200V249L198 250L197 248H195ZM211 246H212L213 250H212ZM237 246L239 247V249H237ZM18 247L19 248L21 247L20 250L17 249ZM37 247L39 249L38 252L36 250ZM62 247L64 249H67V252L64 249H61ZM97 247H99L100 250H98ZM214 247L217 250L214 249ZM223 247L225 248V249H223L225 252L222 251V249H221V251L225 254H223L219 249V248H223ZM115 248L118 249L117 252H116L117 249H115ZM139 248H142V249H139ZM207 248H208V251H207ZM235 248L237 249V251L239 250L238 254L240 256L235 251L236 250ZM23 249H26V250L23 251ZM72 249L74 251H77V252L80 251V252L75 253ZM189 249L190 250L194 249V250L189 251ZM195 249L198 251V253L195 252L196 251ZM218 249L221 253L218 252ZM35 250L37 253L35 252ZM89 250H91V251H89ZM141 250H142V252H141ZM153 250L154 251L156 250V251L152 252ZM187 250L189 253L192 252V254L190 253V255H189ZM20 251H22V252H20ZM97 251H99V254L102 253L103 255L100 254V256H99ZM213 251L216 252V254L212 253ZM118 252L120 254H118ZM230 252H231V254H230ZM70 253H71V255H74V256H71ZM185 253H187V254H185ZM211 253H212V255H211ZM65 254H67L66 257L68 258V260H66L67 258L64 259ZM83 254H85V255H83ZM89 254H91V255H89ZM121 254H124V256H121ZM229 254L233 256V259H232V256L230 257ZM236 254H237V257H235ZM167 255H168V257H167ZM194 255H196V256L193 257ZM44 256H45V258H44ZM46 256H47V258H46ZM128 256L130 257V259ZM185 256H187V257L189 256V258L191 257L190 258L191 260H189ZM211 256H212V258H211ZM70 257H74V259L70 258ZM124 257H126V259ZM164 257H166V258H164ZM213 257H214V259H213ZM45 259H46V262L44 261ZM164 259H167V260L164 261ZM170 259H171V261L169 262L168 260H170ZM22 260H25V261L22 262ZM52 260H53V262H52ZM132 262H131V264H132Z\"/></svg>","mask_w":264,"mask_h":264},{"label":"bare ground","instance_id":"2","mask_svg":"<svg viewBox=\"0 0 264 264\" xmlns=\"http://www.w3.org/2000/svg\"><path fill=\"white\" fill-rule=\"evenodd\" d=\"M85 1H86V0H85ZM92 1H93V0H92ZM151 1H152V0H151ZM164 1H165V0H164ZM170 1H171V0H170ZM177 1H178V0H177ZM183 1H184V0H183ZM207 1H208V0H207ZM108 2H109V1H108ZM148 2H149V1H148ZM184 2H185V1H184ZM188 2H189V1H188ZM190 2H191V1H190ZM208 2H209V1H208ZM208 2H207V3H208ZM212 2H213V0H212ZM212 2H211V4H212ZM51 3H53V2H51ZM145 3H146V1H145ZM150 3H151V2H150ZM150 3H149V4H150ZM156 3H157V1H156ZM164 3H165V2H164ZM170 3H171V2H170ZM170 3H169V4H170ZM176 3H177V2H176ZM179 3H180V2H179ZM185 3H186V2H185ZM205 3H206V1H205ZM57 4H58V2H57ZM90 4H91V3H90ZM161 4H162V3H161ZM161 4H160V6H161ZM165 4H166V3H165ZM174 4H175V3H174ZM181 4H183V3L181 2ZM191 4H192V3H191ZM211 4H210V5H211ZM244 4H245V3H244ZM53 5H54V4H53ZM58 5H59V4H58ZM184 5H185V4H184ZM184 5H183V6H184ZM207 5H208V4H207ZM210 5H208L207 8L210 7ZM239 5H240V4H239ZM92 6H93V5H92ZM121 6H122V4H121ZM147 6H148V3H147ZM162 6H163V5H162ZM166 6H167V5H166ZM175 6H178V5H175ZM187 6H188V5H187ZM187 6H186V7H187ZM211 6H212V5H211ZM66 7H67V6H66ZM66 7H65V8H66ZM122 7H123V6H122ZM150 7H151V6L149 5V8H150ZM163 7H164V6H163ZM178 7H179V6H178ZM186 7H184V8H186ZM236 7H237V6H236ZM239 7H240V6H238V8H239ZM87 8H88V7H87ZM107 8H108V6H107ZM118 8H120V7H118ZM118 8H117V9H118ZM151 8H152V7H151ZM156 8H157V7H156ZM161 8H162V7H161ZM188 8H189V7H188ZM205 8H206V7H205ZM243 8H244V7H243ZM146 9H147V8H146ZM172 9H173V8H172ZM176 9H177V8H176ZM176 9H175V10H176ZM179 9H180V7H179ZM216 9H217V8H216ZM239 9H240V8H239ZM247 9H248V8H247ZM125 10H126V9H125ZM159 10H160V9H159ZM180 10L183 11V9H180ZM196 10H198V9H196ZM205 10H206V9H205ZM218 10H219V8H218ZM240 10H241V9H240ZM132 11H133V10H132ZM146 11H147V10H146ZM146 11H145V12H146ZM150 11H151V10H150ZM154 11H156V9H155ZM215 11H216V10H215ZM215 11H214V12H215ZM158 12H159V11H158ZM173 12H174V11H173ZM183 12H186V11H183ZM208 12H209V11H208ZM247 12L249 13V12H251V10H250V11L247 10ZM127 13H128V12H127ZM151 13H152V12H151ZM163 13H164V12H163ZM175 13H178V12L175 11ZM181 13H182V12H180V14H181ZM211 13H212V12H211ZM242 13H243V12H242ZM252 13H253V12H252ZM129 14H130V13H129ZM145 14H146V13H144V15H145ZM148 14H150V12H149ZM159 14H161V13H159ZM194 14H195V12H194ZM194 14H193V15H194ZM202 14H203V13H202ZM217 14H218V13H217ZM219 14H220V11H219ZM124 15H125V13H124ZM146 15H147V14H146ZM151 15H153V14H151ZM151 15H150V16H151ZM154 15H155V14H154ZM154 15H153V16H154ZM163 15H164V14H163ZM163 15H162V16H163ZM174 15H175V14H174ZM250 15H251V14H250ZM252 15H253V14H252ZM176 16H177V14H176ZM176 16H175L174 18H176ZM182 16H183V15H182ZM203 16H204V15H203ZM206 16H207V15H206ZM214 16H215V15H214ZM214 16L211 15V17H214ZM218 16H219V15H218ZM218 16H215L216 19H217ZM253 16H254V15H253ZM98 17H99V19L101 18L100 15H99ZM144 17H145V16H144ZM147 17H148V16H147ZM165 17H168V16L165 15ZM177 17H178V16H177ZM187 17H188V16H187ZM195 17H197V16H195ZM215 17H214V18H215ZM250 17H251V16H250ZM254 17H255V16H254ZM145 18H146V17H145ZM148 18H149V17H148ZM154 18H155V17H154ZM205 18H206V17H205ZM218 18H219V17H218ZM255 18H256V17H255ZM255 18H254V19H255ZM101 19H102V18H101ZM129 19H130V18H129ZM143 19H144V18H143ZM150 19H151V17H150ZM159 19H160V18H159ZM169 19H170V18H168V20H169ZM176 19H177V18H176ZM179 19H180V18H179ZM194 19H195V18H194ZM200 19H201V18H200ZM200 19H199V17H198V20H200ZM208 19H209V18H208ZM153 20H154V19H153ZM182 20H183V19H182ZM195 20H196V19H195ZM195 20H194V21H195ZM204 20H205V19H203V21H204ZM206 20H207V19H206ZM245 20H246V19H245ZM92 21H93V20H92ZM96 21H97V23L99 22L98 19H96ZM100 21L102 22V21H104V20H100ZM196 21H197V20H196ZM115 22H116V20H115ZM151 22H154V21L151 20ZM205 22H206V21H205ZM211 22H213L212 19H211ZM211 22H210V23H211ZM217 22H219V19H218ZM217 22H216V23H217ZM94 23H95V22H93L92 24H94ZM176 23L178 24V23H180V21H179V22L177 21ZM184 23H185V22H184ZM210 23H208V24H210ZM234 23H235V22H234ZM119 24H120V23H119ZM135 24H136V23H135ZM152 24H153V23H152ZM154 24H155V23H154ZM161 24H162V20H161ZM181 24H182V23H181ZM202 24H203V23H202ZM206 24H207V22H206ZM213 24H215V22H213ZM224 24H226V23H224ZM95 25H97V24H95ZM146 25H148V24L146 23ZM156 25H158V24H155V26H153V27H156V28H157ZM165 25H166V24H165ZM111 26H112V25H111ZM142 26H143V23H142ZM144 26H145V25H144ZM158 26L160 27L161 25H158ZM167 26H168V25H167ZM167 26H166V27H167ZM223 26H224V25H223ZM225 26H227V25H225ZM253 26H254V25H253ZM147 27H149V26H147ZM147 27H146V28H147ZM151 27H152V25H151ZM163 27H164V25H163ZM214 27H215V26H214ZM216 27H217V25H216ZM227 27H228V26H227ZM237 27H238V26H237ZM18 28H19V27H18ZM129 28L131 29V27H129ZM142 28H143V27H142ZM146 28H145V29H146ZM223 28H224V27H223ZM249 28H250V26H249ZM132 29H133V28H132ZM134 29H135V28H134ZM134 29H133V30H134ZM145 29H144V30H143V29H139V30H141V31L143 30V32H144V31L147 32L146 30L149 29V28H147L146 30H145ZM151 29H152V28H151ZM157 29H159V28H157ZM162 29H163V28H162ZM207 29H208V28H207ZM217 29H218V28H217ZM256 29H257V28H256ZM112 30H115V29L112 28ZM120 30H121V29H120ZM133 30H130V31H133ZM182 30H183V29H182ZM184 30H185V29H184ZM186 30H187V29H186ZM188 30H189V29H188ZM218 30L220 31V29H218ZM68 31H69V30H68ZM126 31H127V30H126ZM141 31H140V32H141ZM155 31H156V30H155ZM168 31H169V30H168ZM205 31H206V30H205ZM208 31H209V30H208ZM239 31H241V30H239ZM250 31H251V30H250ZM51 32H52V31H51ZM115 32H116V31H115ZM133 32H134V31H133ZM135 32H136V30H135ZM138 32H139V31H138ZM138 32H137V33H138ZM149 32H150V29H149ZM153 32H154V31L152 30V33H153ZM156 32H157V31H156ZM221 32H222V31H220V33H221ZM124 33H125V32H124ZM126 33H127V32H126ZM128 33H129L130 35H132L131 32H129V29H128ZM128 33H127V34H128ZM212 33H213V32H212ZM223 33H224V31H223ZM231 33H232V32H231ZM231 33H230V35H231ZM233 33H234V32H233ZM129 34H128V36H129ZM140 34H141V33H140ZM154 34H155V33H153V35H154ZM174 34H175V33H174ZM225 34H226V33H225ZM254 34H255V33H254ZM259 34H260V33H259ZM75 35H76V34H75ZM122 35H123V34H122ZM124 35H125V34H124ZM124 35H123V36H124ZM148 35H149V34H148ZM251 35H252V34H251ZM117 36H118V35H117ZM134 36H135V35H134ZM150 36H152V34H150ZM163 36H164V35H163ZM165 36H166V35H165ZM187 36H188V35H187ZM213 36H214V34H213ZM232 36H233V34H232ZM118 37H119V36H118ZM120 37H122V36H120ZM120 37H119V38H120ZM129 37H130V36H129ZM131 37H132V36H131ZM141 37H143V36L141 35ZM147 37H148V36H147ZM209 37H211V31H210V35H209ZM222 37H224V36H222ZM127 38H128V37H126L125 39H127ZM151 38H152V37H151ZM168 38H169V37H168ZM189 38H190V37H189ZM206 38H208V37H206ZM212 38H215V36L212 37ZM218 38H219V37H218ZM224 38H225V37H224ZM235 38H236V37H235ZM235 38H234V39H235ZM238 38H239V37H238ZM123 39H124V38H123ZM125 39H124V40H125ZM128 39H129V38H128ZM128 39H127V41H128ZM132 39H133V38H132ZM136 39H137V38H136ZM166 39H167V38H166ZM234 39H233V40H234ZM244 39H245V38H244ZM247 39H248V38H247ZM117 40L120 41V39H117ZM130 40H131V39H130ZM130 40H129V41H130ZM142 40H143V39H142ZM148 40H149V38H148ZM160 40H161V39H160ZM169 40H170V39H169ZM210 40H211V39H210ZM217 40H220V39H217ZM239 40H240V39H239ZM245 40H246V39H245ZM133 41H134V40H133ZM149 41H150V40H149ZM156 41H158V40H156ZM161 41H162V40H161ZM164 41H165V40H164ZM183 41H184V40H183ZM213 41H214V40H213ZM222 41H224V40L222 39ZM234 41H237V40H234ZM122 42H124V41H122ZM122 42H121V43H122ZM125 42H126V41H125ZM131 42H132V41H131ZM154 42H155V41H154ZM154 42L152 41V43H154ZM177 42H178V41H177ZM188 42H191V41H188ZM195 42H196V41H195ZM200 42H201V41H200ZM202 42H203V41H202ZM208 42H209V41H208ZM249 42H250V41H249ZM134 43H135V42H134ZM136 43H137V42H136ZM157 43H158V42H157ZM165 43H167V41H166ZM165 43H164V44H165ZM191 43L193 44V42H191ZM203 43H204V42H203ZM211 43H213V42L211 41ZM223 43H224V42H223ZM238 43H239V42H238ZM117 44H120V43H117ZM126 44H129V43L126 42ZM126 44H124V45H125V48H128V47L126 46ZM130 44H131V43H130ZM130 44H129V46H130ZM145 44H146V41H145ZM147 44H148V43H147ZM161 44H162V43H161ZM181 44H182V43H181ZM181 44H180V45H181ZM214 44H215V42L213 43V45H214ZM216 44H217V43H216ZM218 44H219V43H218ZM218 44H217V45H218ZM227 44H228V42H227ZM235 44H236V43H235ZM252 44H253V43H252ZM132 45H133V43H132ZM150 45H151V43H150ZM153 45H154V44H153ZM172 45H173V44H172ZM186 45H187V44H186ZM197 45H198V44H197ZM231 45H232V44H231ZM238 45H239V44H238ZM262 45H263V44H262ZM133 46H134V45H133ZM143 46H146V45H143ZM173 46H174V45H173ZM176 46H177V45H176ZM198 46H199V45H198ZM198 46L195 47V45H194L195 48H198ZM201 46H203V45L201 44ZM205 46H206V45H205ZM252 46H253V45H252ZM60 47H61V45H60ZM117 47H118V46H117ZM122 47H124V46H122ZM130 47H131V46H130ZM130 47H129V49H130ZM135 47L137 48L138 46L135 45ZM135 47H134V48H135ZM139 47H140V46H139ZM146 47H147V46H146ZM150 47H151V46H150ZM162 47L164 48V46H162ZM169 47H170V46H169ZM181 47H182V46H181ZM208 47H209V46H208ZM226 47H227V45L225 46V49H227ZM147 48H148V47H147ZM190 48H191V47H190ZM195 48H194V49H195ZM218 48H219V46H218ZM222 48H223V47H222ZM222 48H221V50H222ZM232 48H233V47H232ZM234 48H236V46H235ZM238 48H239V47H238ZM257 48H258V47H257ZM257 48H256V50H257ZM119 49H121V48H119ZM122 49H123V48H122ZM129 49H128V50H129ZM145 49H146V48H145ZM145 49H144V50H145ZM153 49H154V48H153ZM153 49H152V50H153ZM199 49H200V48H199ZM209 49H211V48L209 47ZM214 49H215V48H214ZM239 49H240V48H239ZM61 50H62V49H61ZM117 50H118V49H117ZM126 50H127V49H125V51H124L125 53H126ZM157 50H158V49H157ZM160 50H161V49H160ZM177 50H178V49H177ZM177 50H176V51H177ZM186 50H187V49H186ZM188 50H189V49H188ZM196 50H197V49H196ZM204 50H205V48H204ZM223 50H224V48H223ZM223 50H222V51H223ZM230 50H231V49H230ZM234 50H235V49H234ZM253 50H255V49H253ZM122 51H123V50H122ZM129 51H130V50H129ZM136 51L139 52L138 49H136ZM142 51H143V50H142V48H141V52H140V53H142ZM146 51H147V50H146ZM155 51H156V50H155ZM155 51H154V52H155ZM164 51H165V49H164ZM167 51H168V48H167ZM174 51H175V50H174ZM180 51H181V50H180ZM184 51H185V50H184ZM199 51H200V50H199ZM222 51H220V53H221ZM237 51H238V50H237ZM120 52H121V51H120ZM124 52H121V53L123 54ZM132 52H133V51H132ZM161 52H162V51H161ZM177 52H178V51H177ZM181 52L183 53V51H181ZM186 52H187V51H185V54H183V55H186ZM190 52H191V51H189V53H190ZM205 52H206V50H205ZM212 52H214V50H212ZM225 52H227V50H225ZM225 52H224V53H225ZM243 52H244V51H243ZM243 52H242V53L240 52V53H241V54H244L245 52H244V53H243ZM255 52H256V51H255ZM258 52H259V51H258ZM128 53H129V52H128ZM166 53H168V52H166ZM170 53H172V52H171V49H170ZM178 53H179V52H178ZM187 53H188V52H187ZM197 53H198V52H197ZM200 53H201V52H200ZM214 53H215V52H214ZM214 53H213V55H214ZM240 53L238 52L237 56H238ZM259 53H260V52H259ZM77 54H78V53H77ZM130 54L132 55V53H129L128 55H130ZM163 54H164V53H163ZM217 54H218V53H217ZM221 54H223V53H221ZM256 54H258V53H256ZM261 54H262V53H261ZM123 55H125V54H123ZM123 55H122V56H123ZM135 55H136V54H135ZM158 55H159V54H158ZM158 55H157V56H158ZM168 55H169V53H168ZM179 55H180V53H179ZM181 55H182V54H181ZM183 55H182V56H183ZM201 55L203 56V55H206V54H201ZM207 55H209V54H207ZM224 55H227V53H225ZM229 55H231V54H229ZM262 55H264V54H262ZM262 55H261V56H262ZM44 56H45V55H44ZM117 56H118V55H117ZM154 56H156V55H154ZM182 56H181V57H182ZM188 56H189V55H188ZM198 56H199V54H198ZM217 56H218V55H217ZM246 56H247V55H246ZM118 57H119V56H118ZM129 57H130V56H129ZM129 57H128V58H129ZM142 57H143V56H142ZM160 57H161V55H160ZM160 57H159V58H160ZM165 57H167V56H165ZM199 57H200V56H199ZM199 57H198V58H199ZM205 57H206V56H205ZM207 57H208V56H207ZM219 57H221V55H220ZM252 57H253V56H252ZM74 58H75V57H74ZM130 58H131V57H130ZM130 58H129V59H130ZM132 58H133V56H132ZM135 58H136V57H135ZM145 58H146V57H145ZM147 58H148V56H147ZM171 58H173V57H171ZM171 58H168V57H167L168 60H170ZM190 58H191V57H190ZM190 58H188V59H189L188 61H190V60L193 61V60L190 59ZM208 58H209V57H208ZM211 58H213V57H211ZM38 59H39V58H38ZM123 59H124V58H123ZM123 59H121L120 61H122ZM151 59H153V61L155 60L153 57H152ZM177 59H178V58H177ZM193 59H194V58H193ZM195 59H196V58H195ZM218 59H219V58H218ZM226 59H227V58H225V56H223V61H224V63H226V61H225ZM229 59H230L229 62H231L232 57H229ZM233 59H234V58H233ZM133 60H134V58H133ZM147 60H148V59H147ZM147 60H146V61H147ZM161 60H162V59H161ZM164 60H165V59H164ZM175 60H176V59H175ZM175 60H174V61H175ZM201 60H202V57H201ZM210 60H212V59H210ZM216 60H217V59L215 58V61H216ZM219 60H222V59H219ZM227 60H228V59H227ZM234 60H235V59H234ZM234 60H233V62H234ZM243 60H244V59H243ZM243 60H242V61H243ZM75 61H76V60H75ZM134 61H135V60H134ZM138 61H140V60H138ZM142 61H143V60H142ZM149 61H150V59H149ZM153 61H152V62H153ZM174 61H171L170 63H172V62H174ZM179 61H181V59H180ZM182 61H185V60H182ZM188 61H186V64H188ZM191 61H190V62H191ZM196 61H197V60H196ZM202 61H203V60H202ZM205 61H206V60H205ZM205 61H204V62H205ZM213 61H214V59H213ZM217 61H218V60H217ZM124 62H125V60H124ZM135 62H136V61H135ZM150 62H151V61H150ZM160 62H162V61H160ZM163 62H164V61H163ZM165 62H166V61H165ZM190 62H189V63H190ZM209 62H210V61H209ZM209 62H208V63H209ZM243 62H244V61H243ZM251 62H252V61H251ZM260 62H261V61H260ZM140 63H142V62L140 61ZM176 63H177V62H176ZM184 63H185V62H184ZM191 63H192V62H191ZM191 63H190V64H191ZM206 63H207V61H206ZM234 63H237V62H234ZM239 63H240V62H239ZM131 64H132V63H131ZM133 64H134V63H133ZM179 64H181V63H179ZM182 64H183V62H182ZM182 64H181V65H182ZM192 64H193V63H192ZM200 64H201V63H200ZM240 64H241V63H240ZM136 65H137V63H136ZM146 65H147V64H146ZM149 65H151V64H149ZM183 65H184V64H183ZM193 65H194V64H193ZM196 65H198V64H196ZM201 65L204 66L203 63H202ZM207 65H208V64H207ZM211 65H212V64H211ZM211 65H209V66L212 67ZM215 65H216V64H215ZM215 65L213 66L214 68H215ZM219 65H220V64H219V62H218V66L216 65V67H219ZM236 65H237V64H236ZM108 66H109V65H108ZM123 66H124V64H123ZM134 66H135V65H134ZM162 66H163V65H162ZM165 66H166V64H165ZM171 66H173V64H171ZM194 66H195V65H194ZM221 66H223V62H222V65H221ZM225 66H226V65H225ZM233 66H234V65H233ZM237 66H239V65H237ZM256 66L259 67L258 65H256ZM263 66H264V65H263ZM152 67H154V66H151V68H152ZM166 67H167V66H166ZM173 67H175V66H173ZM180 67H181V66H180ZM184 67H185V66H184ZM204 67H206V66H204ZM228 67H229V66H228ZM241 67H243L242 64H241ZM241 67H240V68H241ZM245 67H246V64H245ZM96 68H97V67H96ZM148 68H149V67H148ZM182 68H183V67H182ZM188 68H191V67H188ZM196 68H197V67H196ZM199 68H201V67H199ZM202 68H203V67H202ZM223 68L225 69L226 67H223ZM232 68H233V67H232ZM247 68H249V66L246 67V69H247ZM260 68H262V67L260 66ZM117 69H118V68H117ZM145 69H147V67H145ZM149 69H150V68H149ZM160 69H161V68H160ZM168 69H170V68H168ZM172 69H173V68H172ZM175 69H176V68H175ZM185 69H186V67H185ZM205 69H206V68H205ZM228 69H229V68H228ZM73 70H74V69H73ZM80 70H81V69H80ZM80 70H79V71H80ZM84 70H86V69L84 68ZM152 70H154V69H152ZM177 70H178V69H177ZM179 70H180V69H179ZM192 70H193V68H192ZM195 70H196V69H195ZM197 70H199V69H197ZM210 70H211V72H212V69H210ZM214 70H215V69H214ZM219 70H220V69H219ZM230 70H231V69H230ZM256 70H259V68L256 69ZM155 71H156V70H155ZM188 71H189V70H187L186 72H188ZM200 71H201V69H200ZM217 71H218V68H217ZM217 71H216V72H217ZM232 71H233V70H232ZM254 71H255V70H254ZM148 72H149V71H147V73H148ZM151 72H153V71H151ZM159 72H160V71H159ZM166 72H167V71H166ZM180 72H181V71H180ZM180 72H178V73H180ZM183 72H184V71H183ZM202 72H203V71H202ZM204 72H205V71H204ZM208 72H209V70H208ZM214 72H215V71H214ZM216 72H215V73H216ZM218 72H220V71H218ZM230 72H231V71H230ZM234 72H236V71H234ZM245 72H246V71H245ZM250 72H251V71H250ZM121 73H122V72H121ZM145 73H146V72H145ZM170 73H171V72H170ZM188 73H189V72H188ZM225 73L228 74L229 72H225ZM240 73H241V72H240ZM246 73H247V72H246ZM150 74H151V73L149 72V75H150ZM152 74H153V73H152ZM205 74H206V73H205ZM221 74H222V71H221ZM221 74H220L219 76H221ZM226 74H225V75H226ZM235 74H236V73H235ZM243 74H244V73H243ZM251 74H253V73H251ZM122 75H123V74H122ZM149 75H148V78H149ZM186 75H187V74H186ZM186 75H185V77H186ZM191 75H192V74H191ZM191 75H190V76H191ZM196 75H198V74H196ZM222 75H223V74H222ZM236 75H237V74H236ZM263 75H264V74H263ZM145 76H146V75L144 74V77H145ZM159 76H160V75H159ZM187 76H188V75H187ZM204 76H205V75H204ZM209 76H210V75H209ZM209 76H208V77H209ZM223 76H224V75H223ZM227 76H229V74H228ZM230 76H232V74H231ZM233 76H234V75H233ZM241 76H243V75L241 74ZM247 76H248V75H247ZM253 76H254V75H253ZM41 77H42V76H41ZM141 77H142V76H141ZM150 77H151V76H150ZM173 77H174V76H173ZM175 77H176V76H175ZM183 77H184V76H183ZM188 77H189V76H188ZM196 77H197V76H196ZM198 77H199V76H198ZM208 77H207V78H208ZM212 77H214V76H212ZM224 77H225V76H224ZM250 77H252V75H251ZM154 78H155V77H154ZM168 78L170 79V77H168ZM194 78H195V77H194ZM194 78H193V79H194ZM199 78H200V77H199ZM210 78H211V77H210ZM218 78H219V77H218ZM218 78L215 77V80L218 79ZM220 78H221V77H220ZM228 78H229V77H228ZM232 78L235 79L236 77L234 76V77H232ZM240 78H241V77H240ZM242 78H243V77H242ZM257 78H258V77H257ZM262 78H263V77H262ZM140 79H141V78H140ZM151 79H152V81H153V78H151ZM151 79H150V80H151ZM169 79H168V80H169ZM173 79H174V78H172L171 80H173ZM179 79H180V78H179ZM212 79H213V78H212ZM222 79H227V78L225 77V78H222ZM237 79H238V78H237ZM237 79H236V80H237ZM249 79H250V78H249ZM258 79H259V78H258ZM148 80H149V79H148ZM168 80H167V81H168ZM181 80H182V79H181ZM190 80H191V83H192L193 80H192V79H190ZM199 80H200V79H199ZM199 80H198V81H199ZM215 80H213V81H215ZM229 80H230V79H229ZM232 80H233V79H232ZM154 81H156V80L154 79ZM164 81H165V80H164ZM177 81H178V79H177ZM194 81H195V79H194ZM198 81H197V82H198ZM200 81H201V80H200ZM200 81H199V82H200ZM208 81H209V80H208ZM224 81H225V80H224ZM224 81H223V82H224ZM226 81H227V80H226ZM226 81H225V82H226ZM237 81H238V80H237ZM239 81H241V80H239ZM252 81H254V79H253ZM263 81H264V80H263ZM147 82H148V81H147ZM165 82H166V81H165ZM165 82H164V83H165ZM171 82H172V81H171ZM171 82H170V83H171ZM184 82H185V81H184ZM187 82H188V81H187ZM215 82H216V84L218 83L217 81H215ZM219 82H222V81L219 80ZM230 82H231V81H230ZM230 82L228 81V83H230ZM244 82H245V81H244ZM249 82H250V81H249ZM149 83H150V82H149ZM152 83H153V82H152ZM164 83H163V84H164ZM177 83H178V82H177ZM181 83H182V82H181ZM181 83H180V85H181ZM189 83H190V82H189ZM200 83H201V82H200ZM202 83H203V82H202ZM206 83H207V81H206ZM211 83H212V81H211ZM213 83H214V82H213ZM213 83H212V84H213ZM245 83H247V81H246ZM254 83H255V81H254ZM156 84H157V82H156ZM160 84H161V83H159V85H160ZM175 84H176V82H175ZM187 84H188V83H187ZM193 84H194V82H193ZM208 84H209V83H208ZM222 84H223V83H222ZM226 84H227V83H226ZM237 84H239V82H238ZM240 84H241V83H240ZM55 85H56V84H55ZM55 85H54V86H55ZM84 85H85V83H84ZM146 85H147V84H146ZM153 85H154V84H153ZM168 85H169V84H167V86H168ZM191 85H192V84H191ZM200 85H202V84H200ZM231 85H233V82L231 83ZM234 85H236V84H234ZM244 85H245V84H244ZM42 86H43V85H42ZM107 86H108V84H107ZM160 86H161V85H160ZM164 86H165V85H163V87H164ZM171 86H173V84L170 85V87H171ZM189 86H190V85H188V87H189ZM205 86H206V85H205ZM215 86H216V85H215ZM218 86H219V85H218ZM227 86H230V85L227 84ZM236 86H237V85H236ZM238 86H239V85H238ZM242 86H243V85H242ZM256 86H258L257 83H256ZM260 86H261V83H260ZM260 86H258L259 89H260ZM145 87H146V86H145ZM147 87H148V86H147ZM153 87H154V86H153ZM156 87H157V86H156ZM175 87H176V86H175ZM192 87H193V86H192ZM213 87H214V86H213ZM219 87H220V86H219ZM249 87H250V86H249ZM261 87H263V86H261ZM1 88H2V87H1ZM109 88L112 89V87H110V86H109ZM149 88H150V87H149ZM151 88H152V85H151ZM158 88H160V87H158ZM161 88H162V87H161ZM172 88H173V87H172ZM172 88H171V89H172ZM177 88H178V87H177ZM180 88H182V87L180 86ZM198 88H199V87H198ZM207 88H208V86H207ZM207 88H206V89H207ZM222 88H223V87H222ZM225 88H226V87H225ZM225 88L223 89V93H224ZM235 88H236V87H235ZM241 88H242V87H241ZM247 88H248V87H247ZM247 88H246V86H245V88L243 87V89L246 90V91H247ZM254 88H255V86H254ZM43 89H44V88H43ZM165 89H167V87H166ZM169 89H170V88H169ZM171 89H170V90H171ZM173 89H175V88H173ZM183 89H184V91H185V88H183ZM188 89H190V88H188ZM188 89H187V90H188ZM210 89H211V88H209V90H210ZM219 89H220V88H218V91H217V92H219ZM232 89H233V88H232ZM243 89H242V90H243ZM255 89H256V88H255ZM255 89H254V90H255ZM77 90H78V89H77ZM115 90H117V89H115ZM115 90H113V93H114ZM216 90H217V88H216ZM239 90H240V89H239ZM239 90H238V94H239ZM23 91H24V90H23ZM44 91H47V90L44 89ZM161 91H162V90H161ZM180 91L182 92L183 90H180ZM184 91H183V92H184ZM195 91H196V90H195ZM206 91H207V90H206ZM225 91H228L227 88H226ZM231 91H232V90H231ZM252 91H253V90H252ZM252 91H251V92H252ZM259 91H261V89H260ZM146 92H147V91H146ZM151 92H152V91H151ZM187 92H188V91H187ZM209 92H210V91H209ZM212 92H214V91H212ZM212 92H211V93H212ZM248 92H249V91H247V93H248ZM251 92H250V94H251ZM23 93H24V92H23ZM26 93H27V92H26ZM46 93H48V92H46ZM113 93L111 94L112 96L115 94V93H114V94H113ZM158 93H159V91H158ZM161 93H162V92H161ZM172 93H174V92L172 91ZM184 93H185V92H184ZM189 93H190V92H189ZM192 93H193V91H192ZM219 93H220V92H219ZM219 93H218L219 96H218V95H217V96L220 98V94H219ZM227 93H228V92H227ZM232 93H233V92L229 93V95H230V94L232 95ZM234 93H235V91H234ZM236 93H237V92H236ZM243 93H245V92H243ZM243 93H241V94H243ZM247 93H246V94H247ZM259 93H261V92H259ZM30 94H31V93H30V91H29V94H28V95H30ZM44 94H45V93H44ZM118 94H119V93H117V95H118ZM170 94H171V93H170ZM174 94H175V93H174ZM225 94H226V93H225ZM225 94H224V95H225ZM252 94H253V93H252ZM255 94H256V93H255ZM255 94H253V95H251V96H254ZM261 94H263V93H261ZM2 95H4V94L2 93ZM26 95H27V94H26ZM56 95H57V94H56ZM108 95H109V94H108ZM115 95H116V94H115ZM115 95H114V96H115ZM129 95H130V94H129ZM159 95H160V94H159ZM159 95H157V96H159ZM175 95H176V94H175ZM178 95H179V94H178ZM182 95H183V94H182ZM211 95H212V94H211ZM221 95H222V93H221ZM231 95H230V96H231ZM243 95H244V94H243ZM42 96H43V95H42ZM63 96H64V95H63ZM150 96H151V95H150ZM162 96H163V94H162ZM162 96H159V98L162 97ZM217 96H215V97H217ZM226 96L228 97V95H226ZM230 96H229V98H230ZM237 96H238V95H237ZM240 96H241V95H240ZM259 96H260V94H259ZM3 97H4V96H3ZM44 97H46V96H44ZM44 97H43V98H44ZM48 97L50 98L51 96L49 95ZM106 97H108V96H106ZM123 97H124V96H123ZM153 97H154V96H153ZM164 97H166V96L164 95ZM187 97H188V96H187ZM198 97H199V96H197L196 99H198ZM202 97L204 98V96H202ZM208 97H209V96H208ZM211 97H212V96H211ZM221 97H222V96H221ZM232 97H233V95H232ZM232 97H231V98H232ZM257 97H258V95H256V98L254 97V100L257 99ZM260 97H262V95H261ZM26 98H27V97H26ZM51 98H53V97H51ZM51 98H50V99H51ZM71 98H72V97H71ZM73 98H74V97H73ZM111 98H112V97H110V100H111ZM113 98H114V97H113ZM117 98H118V97H117ZM117 98H116V99H117ZM127 98H128V97H127ZM154 98H155V97H154ZM156 98H157V100H158V97H156ZM169 98H170V97H169ZM179 98H180V97H178V98H176V99H178V101H179ZM181 98H182V97H181ZM183 98H184V97H183ZM188 98H190V97H188ZM213 98H214V97H213ZM222 98H223V97H222ZM229 98H227V100H228ZM243 98H244V97H243ZM246 98H247V97H246ZM252 98H253V97H252ZM263 98H264V97H263ZM46 99H47V98H46ZM74 99H75V98H74ZM78 99L80 100V98H78ZM104 99H105V98H104ZM116 99H113L112 101L114 102V100H116ZM128 99H129V98H128ZM152 99H153V98H152ZM152 99H151V100H152ZM160 99H161V98H160ZM210 99H211V98H210ZM220 99H221V98H220ZM234 99L236 100V98H234ZM234 99H233V100H234ZM238 99H239V97H237V100H238ZM258 99H259V98H258ZM26 100H27V99H26ZM47 100H49V99H47ZM110 100H108V101H110ZM122 100H123V99H122ZM130 100H131V99H130ZM132 100L134 101V99H132ZM149 100H150V97H149ZM166 100H167V99H166ZM180 100H181V99H180ZM187 100H188V99H187ZM189 100H190V99H189ZM201 100H202V98H201ZM216 100H217V99H216ZM227 100H226V102H227ZM237 100H236V101H237ZM239 100H240V99H239ZM239 100H238V101H239ZM241 100H242V99H241ZM248 100L251 101V100H253V99H249V98H248ZM248 100H247V102H248ZM260 100H261V98H260ZM44 101H45V100H43V102H44ZM50 101H52V100H50ZM75 101H77V100H75ZM133 101L130 102V103L133 104ZM135 101H136V100H135ZM152 101H154V100H152ZM159 101H160V100H159ZM161 101H162V99H161ZM178 101H177V102H178ZM192 101H193V99H192ZM195 101H196V102H199L200 100H198V101L195 100ZM217 101H218V100H217ZM221 101H222V100H221ZM223 101H225V100H223ZM229 101H230V100H229ZM243 101L245 102V100H243ZM243 101H242V103H243ZM250 101H249V103H250ZM257 101H258V100H257ZM261 101H262V100H261ZM261 101H259V103H260ZM64 102H65V101H64ZM104 102H105V100H104ZM119 102H120V101H119ZM122 102H123V101H122ZM122 102H121V103H122ZM156 102H157V101H156ZM182 102H183V100L180 101V103H182ZM193 102H194V101H193ZM196 102H195V103H196ZM200 102H201V101H200ZM200 102H199V103H200ZM263 102H264V101H263ZM263 102H262V104H263ZM51 103H52V102H51ZM90 103H91V102H90ZM90 103H89V104H90ZM94 103H96V101H95ZM101 103H102V102H101ZM106 103H107V102H106ZM116 103H117V100L115 101L114 105L111 104V103L109 102V104H110L111 106L113 105L114 107H115V104H116ZM124 103L126 104L127 102H124ZM124 103H123V104H124ZM153 103L156 104L155 102H153ZM153 103H151V104H153ZM161 103H162V102H161ZM170 103H171V102H170ZM180 103H179V104H180ZM199 103H198V104H199ZM222 103H224V102H222ZM222 103H221V104H222ZM234 103H236V102H234ZM259 103H258V104H259ZM42 104H43V103H42ZM98 104H99V103H98ZM98 104H97V105H98ZM102 104H103V103H102ZM102 104H101V105H102ZM109 104H108V105H109ZM128 104H129V101H128ZM140 104H141V103H139V105H140ZM151 104H150V105H151ZM159 104H160V102H159ZM221 104H220V105H221ZM227 104H228V102H227ZM230 104H231V103H230ZM245 104H246V103H243V105L241 104V105H242L241 108L244 106V107L242 108L243 110H244V108H245ZM247 104H248V103H247ZM247 104H246V108L248 107ZM252 104H253V103H252ZM106 105H107V104H106ZM108 105H107V106H108ZM116 105H118V104H116ZM126 105H127V104H126ZM135 105H136V103H135ZM137 105H138V104H137ZM150 105H149V106H150ZM174 105H175V104H174ZM181 105H182V104H181ZM186 105H187V104H186ZM193 105H195V104H193ZM212 105H215V104H212ZM236 105H238V104H236ZM239 105H240V103H239ZM248 105H249V104H248ZM250 105H251V104H250ZM253 105H254V104H253ZM253 105H252V106H253ZM256 105H257V104L255 103V109H256V107H257ZM93 106L95 107V105H93ZM146 106H148V105H146ZM184 106H185V103H184ZM190 106H191V105H190ZM196 106H197V105H196ZM221 106H222V105H221ZM258 106H259V105H258ZM260 106H261V105H260ZM263 106H264V105H263ZM263 106H262V107H263ZM79 107H80V106H79ZM117 107H119V106H117ZM120 107H121V106H120ZM150 107H151V106H150ZM194 107H195V106H194ZM198 107H200V106H198ZM198 107H197V108H198ZM229 107H230V106H229ZM239 107H240V106H239ZM250 107H251V106H250ZM250 107H249V108H250ZM262 107H261V109H262ZM103 108H104V107H103ZM103 108H102V109H103ZM146 108H147V107H146ZM174 108H175V107H174ZM178 108H179V107H178ZM183 108H186V107H183ZM183 108H182V109H183ZM190 108H191V107H190ZM197 108H196V109H197ZM224 108H226V106H225ZM231 108H232V107H231ZM236 108H237V107H235V109H236ZM253 108H254V107H253ZM257 108H258V107H257ZM88 109H89V108H88ZM95 109H96V108H95ZM153 109H154V107H153ZM175 109H176V108H175ZM180 109H181V108H180ZM180 109H179V110H180ZM198 109H199V108H198ZM226 109H228V108H226ZM235 109H233V110H235ZM238 109H240V108H237V110H238ZM85 110H86V107H85ZM190 110H191V109H190ZM207 110H208V109H207ZM216 110H217V109H216ZM258 110H259V109H258ZM263 110H264V109H263ZM155 111L157 112V109H156ZM177 111H178V109H177ZM217 111H218V110H217ZM250 111H251V110H250ZM86 112H87V111H86ZM88 112H89V111H88ZM97 112H98V110L96 111V113H97ZM142 112H144V111H142ZM149 112H150V109H149ZM186 112H187V111H186ZM227 112H228V111H227ZM229 112H230V110H229ZM236 112H237V111H236ZM240 112H242V111L239 110V113H240ZM254 112H255V111H254ZM254 112H252V113H254ZM5 113H6V112H5ZM98 113H99V112H98ZM100 113H102V112H100ZM139 113H141V111H140ZM158 113H159V112H158ZM177 113H178V112H177ZM218 113H219V112H218ZM224 113H225V111H224ZM244 113L246 114L245 111H244ZM249 113H250V112H249ZM255 113H256V112H255ZM255 113H254V114H255ZM46 114H47L46 116L49 115L48 113H46ZM83 114H84V112H83ZM91 114H92V113H91ZM116 114H117V113H116ZM120 114H121V113H120ZM141 114H143V113H141ZM165 114H166V112H165ZM201 114H203V113H201ZM219 114H220V113H219ZM240 114H241V113H240ZM256 114L258 115V113H256ZM5 115H6V114H5ZM17 115H18V114H17ZM17 115H16V116H17ZM92 115H94V114H92ZM98 115H99V114H98ZM151 115H152V114H151ZM160 115H161V113H160ZM179 115H181V113H180ZM189 115H190V114H189ZM224 115H225V114H224ZM229 115H230V114H229ZM238 115H239V114H238ZM242 115H243V113H242ZM242 115H240V116H242ZM259 115H260V114H259ZM8 116H9V115H8ZM46 116H45V117H46ZM52 116H53V115L50 116V119H51ZM80 116H81V114H80ZM103 116H104V115H103ZM134 116H135V115H134ZM140 116H141V115H140ZM143 116H144V115H143ZM143 116H141V120H143V119H142ZM146 116H147V115H146ZM177 116H178V115H177ZM182 116H183V115H182ZM231 116H232V115H231ZM233 116H235V115H233ZM245 116H246V115H245ZM251 116H252V115H251ZM251 116H250V117H251ZM14 117H15V116H14ZM48 117H49V116H48ZM48 117H47V118H48ZM115 117H118V116H115ZM137 117H139V116H137ZM221 117H222V116H221ZM252 117H253V116H252ZM257 117H258V116H257ZM263 117H264V116H263ZM82 118H84V117L81 116V120H82ZM88 118H89V117H88ZM91 118H92V117H91ZM149 118H151V117H149ZM149 118H148V119H149ZM176 118H177V117H176ZM179 118H180V117H179ZM179 118H178V119H179ZM222 118H223V117H222ZM237 118H238V117H237ZM239 118H240V117H239ZM56 119H57V118H56ZM84 119H86V118H84ZM92 119H93V118H92ZM113 119H114V118H113ZM137 119H138V118H137ZM166 119H167V118H166ZM173 119H174V118H173ZM228 119H229V118H228ZM241 119H242V117H241ZM241 119H239V121H240ZM253 119H254V121H255V118H253ZM7 120H8V118H7ZM115 120H116V119H115ZM115 120H114V121H115ZM145 120H146V119H145ZM153 120H154V119H153ZM169 120H171V119H169ZM174 120H175V119H174ZM180 120H181V119H180ZM182 120H183V119H182ZM185 120H186V119H185ZM195 120H196V119H195ZM235 120H236V119H235ZM235 120H234L233 122H235ZM242 120H243V119H242ZM242 120H241V121H242ZM9 121H10V120H9ZM46 121H47V120H46ZM53 121H54V120H53ZM136 121H138V120H136ZM157 121H158V120H157ZM167 121H168V120H167ZM228 121H229V120H228ZM239 121H238V122H239ZM241 121H240V122H241ZM258 121H259V119H258ZM258 121H257V118H256V122H258ZM47 122H48V121H47ZM86 122H87V121H85V123H86ZM145 122H146V121H145ZM145 122H142V125H144ZM171 122H172V120H171ZM181 122H182V121H181ZM226 122H227V121H226ZM229 122L232 123L231 120H230ZM238 122H237V123H238ZM240 122H239V125H241L242 122H243L244 125H245V123H246V122L244 123V121H242L241 123H240ZM250 122H251V121H249V122H247V123H250ZM147 123H148V122H147ZM152 123H153V122H152ZM152 123H151V124H152ZM176 123H177V122H176ZM254 123H255V122H254ZM260 123H261V122H260ZM58 124H59V123H58ZM87 124H88V123H87ZM95 124H96V123H95ZM116 124H117V123H116ZM167 124H169V123H167ZM167 124H166V125H167ZM172 124H173V123H172ZM229 124H230V123H229ZM43 125H45V123H44ZM49 125H50V124H48V126H49ZM164 125H165V124H164ZM166 125H165V126H166ZM169 125H170V124H169ZM175 125H176V124H175ZM244 125H243V126H244ZM247 125H248V124H247ZM247 125H246V126H247ZM252 125H254V124H252ZM261 125H264V123H261ZM21 126H22V125H21ZM45 126H47V125H45ZM48 126H47L46 128H48ZM52 126H53V125H52ZM79 126H80V125H79ZM86 126H87V125H86ZM139 126H140V125H139ZM144 126H145V125H144ZM167 126H168V125H167ZM195 126H196V125H195ZM204 126L206 127V125H204ZM254 126H255V125H254ZM258 126H259V124H258ZM22 127H23V126H22ZM131 127H132V126H131ZM147 127H150V125L147 124ZM152 127H153V126H152ZM152 127H151V128H152ZM168 127H170V126H168ZM233 127H234V126H233ZM233 127H232V128H233ZM236 127H237V126H236ZM255 127H256V126H255ZM259 127H260V126H259ZM50 128H51V127H50ZM50 128H48V129L50 130ZM137 128H138V127H137ZM164 128H165V127H164ZM211 128H212V127H211ZM241 128H242V127H241ZM248 128H249L250 131H251V128H252V127H248ZM261 128H262V127H260V130H261ZM10 129H11V128H10ZM20 129H21V127H20ZM44 129H45V128L43 127L42 130H44ZM87 129H88V128H87ZM133 129H134V128H133ZM141 129H143V126H141ZM144 129H145V128H144ZM146 129H147V128H146ZM148 129H150V128H148ZM170 129L172 130L173 127L170 128ZM179 129H180V128H179ZM206 129H207V128H206ZM244 129H245V127H244ZM61 130H62V128H61ZM82 130H84V128H82ZM89 130H90V127H89ZM89 130H88V132H89ZM124 130H126V129H124ZM137 130L140 132L139 129H137ZM137 130H134V131H137ZM150 130H151V129H150ZM150 130H149V132H147V133H150V134H151L152 131L150 132ZM154 130H156V129H154ZM157 130H158V129H157ZM161 130H162V129H161ZM174 130L176 131V129H174ZM181 130H182V129H181ZM184 130H185V129H184ZM184 130H183V131H184ZM193 130H194V129H193ZM207 130H208V129H207ZM230 130H231V129H230ZM234 130H235V129H233V131H234ZM241 130H243V129H241ZM241 130L239 129V131H241ZM245 130H246V129H245ZM263 130H264V126H263ZM10 131H11V130H10ZM22 131H23V130H22ZM52 131H53V130H52ZM63 131H64V130H63ZM86 131H87V130H86ZM86 131H85V132H86ZM90 131H91V130H90ZM147 131H148V130H147ZM158 131H160V130H158ZM162 131H163V130H162ZM178 131H179V130H178ZM209 131H210V130H209ZM237 131H238V130H237ZM246 131H247V130H246ZM19 132H20V131H18V133H19ZM29 132H30L29 135L26 134L27 137L31 136V135H30V134H31V131H29ZM54 132H55V131H54ZM126 132H127V131H126ZM153 132H155V131H153ZM156 132H157V131H156ZM156 132H155V133H156ZM172 132H173V130H172ZM184 132H187V131L185 130ZM188 132H189V131H188ZM188 132H187V133H188ZM196 132H198V130H197ZM199 132H200V129H199ZM234 132H235V131H234ZM253 132H254V131H253ZM253 132H252V133H253ZM20 133H21V132H20ZM24 133H25V132H24ZM26 133H27V132H26ZM55 133H56V132H55ZM57 133H58V135H60V137L64 138V136H61V134H59L60 132L57 131ZM82 133H83V132H82ZM89 133H91V132H89ZM160 133H161V132H160ZM164 133H166V132H164ZM164 133H161V134L163 135ZM178 133H179V132H178ZM236 133H237V132H236ZM238 133H239V132H238ZM244 133H245V132H244ZM247 133H248V132H247ZM247 133H245V134L247 135ZM255 133H256V132H254V134H255ZM263 133H264V132H263ZM11 134H12V133H11ZM13 134H14V133H13ZM22 134H23V132L21 133V135H22ZM53 134H54V133H53ZM63 134H65V133L63 132ZM66 134H67V133H66ZM86 134H87V132H86ZM91 134H92V136L94 135L93 133H91ZM91 134H90V135H91ZM127 134H128V133H127ZM180 134H181V133H180ZM182 134H183V133H182ZM192 134H193V133H192ZM202 134H203V133H202ZM245 134H244V135H245ZM250 134H251V133H250ZM88 135H89V134H88ZM90 135H89V138H90ZM152 135H153V134H152ZM152 135H150V137H152ZM167 135H168V136H171L172 133H171L170 135H169V134H167ZM193 135H194V134H193ZM199 135H201V134L199 133ZM199 135L196 134V136H199ZM205 135H206V134H205ZM231 135H233V133H232ZM231 135H229V136H231ZM235 135H236V134H235ZM237 135H239V134H237ZM82 136H83V135H82ZM163 136H164V138H165V135H163ZM175 136H176V135H175ZM175 136H174V134H173V136H171V137H175ZM188 136H189V135H188ZM190 136H191V135H190ZM218 136H219V135H218ZM256 136H258V135H255V137H256ZM42 137H43V134H42ZM85 137H86V136H85ZM150 137H149V138H150ZM155 137H156V136H155ZM193 137H194V136H193ZM193 137H191V138H193ZM200 137H201V136H200ZM237 137H238V136H236V138H237ZM239 137H240V136H239ZM243 137H245V139L248 138V136H247V137H246V136H243ZM243 137H242V138H243ZM25 138H26V137H25ZM53 138L56 140V139L59 138V137H58V136H56V137L53 136ZM93 138H94V137H93ZM147 138H148V137H147ZM168 138H169V137H168ZM177 138H178V137H176V139H177ZM198 138H199V137H198ZM202 138H203V137H202ZM205 138H206V137H205ZM230 138H231V137H230ZM249 138H250V137H249ZM251 138H253V137H251ZM256 138H258V137H256ZM256 138H254V139H256ZM32 139H33V138H32ZM59 139H60V138H59ZM66 139H67V137H66ZM72 139H73V138H72ZM80 139H81V138H80ZM83 139H84V138H83ZM83 139H82V140H83ZM86 139H87V137H86ZM165 139H166V138H165ZM237 139H238V138H237ZM245 139H244V141H245ZM263 139H264V138H263ZM27 140H29V138H27ZM39 140H40V139H39ZM64 140H65V139H64ZM82 140H81V141H82ZM162 140H163V139H162ZM203 140H204V139H203ZM247 140H248V139H247ZM249 140H250V139H249ZM259 140H261V139H259ZM24 141H25V139H24ZM33 141H34V139H33ZM43 141H44V140H43ZM60 141H62V140H60ZM65 141H66V140H65ZM67 141H68V140H67ZM73 141H74V140H73ZM89 141H90V140H89ZM89 141H88V142H89ZM93 141H94V140H93ZM120 141H121V140H120ZM189 141H190V140H189ZM191 141H192V140H191ZM196 141H197V140H196ZM242 141H243V139H242ZM256 141H257V140H256ZM25 142H26V141H25ZM37 142H38V140H37ZM85 142H87V141H85ZM90 142H91V143H89V144L92 145V140H91ZM169 142H171V141L169 140ZM176 142H177V141H176ZM182 142H183V141H182ZM232 142H233V141H232ZM258 142H259V141H258ZM128 143H129V142H128ZM187 143H188V142H187ZM189 143H190V142H189ZM192 143H193V141H192ZM194 143L197 145V142H194ZM199 143H200V142H199ZM206 143H207V142H206ZM206 143L204 142L205 146L208 145V144H206ZM249 143H250V142H249ZM252 143H253V142H252ZM26 144H27V143H26ZM31 144H32V143H31ZM34 144H35V142H34ZM34 144H33V145H34ZM36 144H37V143H36ZM36 144H35V145H36ZM124 144H125V143H124ZM130 144H131V143H130ZM169 144H170V143H169ZM173 144H174V143H173ZM201 144H202V143H201ZM201 144H200V145H201ZM204 144H203V147H205ZM234 144H235V143H234ZM240 144H241V143H240ZM254 144L256 145V143H254ZM258 144H259V143H258ZM262 144H263V143H262ZM33 145H32V146H33ZM35 145H34V146H35ZM52 145H53V144H52ZM55 145H56V144H55ZM55 145H53V147H55ZM59 145H60V144H59ZM62 145H63V144H62ZM78 145H79V143H78ZM85 145H86V144H85ZM116 145H118V144H116ZM121 145H123V144H120V146H121ZM127 145H128V144H127ZM156 145H157V143H156ZM189 145H190V144H189ZM200 145H199V147L202 146V145H201V146H200ZM241 145H243V144H241ZM246 145H247V144H246ZM249 145L252 146L251 144H249ZM259 145L261 146V143H260ZM25 146H26V145H25ZM28 146H29V145H27V147H28ZM36 146H39V144H37ZM87 146H88V145H87ZM112 146H113V144H112ZM123 146H124V145H123ZM250 146H248V148H249ZM257 146H258V145H257ZM27 147H26L27 150L30 149V148H27ZM29 147H31V145H30ZM39 147H41V146H39ZM59 147H60V146H59ZM63 147H65V146L63 145ZM89 147H90V146H89ZM92 147H93V146H92ZM172 147H173V146H172ZM190 147H192V146H190ZM193 147H195V146H193ZM199 147H198V148H199ZM258 147H259V146H258ZM263 147H264V146H262V149H263ZM32 148H33V147H31L30 150H32ZM61 148H62V146H61ZM121 148H122V147H121ZM181 148H182V147H181ZM209 148H210V147L208 146V149H209ZM246 148H247V147H246ZM252 148H253V147H252ZM252 148H251V149H252ZM12 149H14L13 151L17 150V153H18V149H15V148H12ZM38 149H39V148H38ZM66 149H67V147H66ZM91 149H92V148H91ZM203 149H204V148H203ZM203 149H201V151H202ZM208 149H207V150H208ZM210 149H212V148H210ZM213 149H214V148H213ZM244 149H245V148H244ZM251 149H249V153H251V152H250ZM254 149H255V148H254ZM33 150H34V149H33ZM52 150H53V149H52ZM57 150L60 151L61 149H57ZM92 150H93V149H92ZM172 150H175V148L172 149ZM194 150H195V149H194ZM239 150H240V149H239ZM259 150H260V149H259ZM36 151H37V149H36ZM39 151H40V150H39ZM39 151H38V152H39ZM58 151L55 150L54 153H55V152L57 153ZM170 151H171V150H170ZM177 151H178V150H177ZM195 151H196V150H195ZM197 151H198V150H197ZM199 151H200V148H199ZM203 151H205V150H203ZM203 151H202V152H203ZM209 151H210V150H209ZM251 151H252V150H251ZM1 152H2V151H1ZM48 152H49V151H48ZM62 152H63V151H62ZM62 152H61V153H62ZM97 152H98V151H97ZM214 152H215V151H214ZM236 152H237V151H236ZM252 152L255 154V153L257 152V150H256V152H254V150H253ZM13 153H14V152H13ZM28 153H30V157H31V152L28 151ZM35 153H36V152H34V154H35ZM39 153H40V152H39ZM39 153H36V154H35V155H37V158H38V154H39ZM54 153H53V154H54ZM58 153H59V152H58ZM63 153H65V152H63ZM203 153H204V152H203ZM257 153H259V152H257ZM15 154H16V152H15ZM48 154H49V153H48ZM50 154H52V152H50ZM53 154H52V157H54ZM130 154H131V153H130ZM189 154H190V152H189ZM204 154H207V153H204ZM209 154H210V153H209ZM251 154H252V153H251ZM259 154H260V153H259ZM18 155H19V153H18L17 155H15V156L17 157ZM32 155H33V154H32ZM35 155H33V156L35 157ZM39 155H42V154L40 153ZM43 155H44V154H43ZM54 155H55V154H54ZM59 155H60V154H59ZM59 155L57 154L56 156H59ZM210 155H211V154H210ZM210 155H209V156H210ZM245 155H246V154H245ZM257 155H258V154H257ZM257 155H256V157H258ZM263 155H264V154H263ZM13 156H14V155H13ZM13 156H12V157H13ZM15 156H14V157H15ZM21 156H22V155H21ZM182 156H184V155H182ZM240 156H242V154H241ZM10 157H11V156H10ZM18 157H19V156H18ZM39 157H40V156H39ZM61 157H62V156H61ZM64 157H65V156H64ZM175 157H176V156H175ZM199 157H200V156H199ZM261 157H263V156H261ZM21 158H22V157H21ZM31 158H32V157H31ZM89 158H90V157H89ZM147 158H148V157H147ZM177 158H178V156H177ZM217 158H218V156H217ZM244 158H245V157H244ZM247 158H248V157H247ZM253 158H254V157H253ZM8 159H9V158H8ZM34 159H36V158H34ZM34 159H33V160H34ZM40 159H42V158L40 157ZM43 159L47 160L46 158H43ZM51 159H52V158H51ZM57 159H58V158H57ZM103 159H104V158H103ZM173 159H174V158H173ZM180 159H181V158H180ZM186 159H187V158H186ZM197 159H198V158H197ZM210 159H211V158H210ZM213 159H214V158H213ZM215 159H216V158H215ZM231 159H232V158H231ZM245 159H246V158H245ZM245 159H243V160L245 161ZM258 159H259V158H257L256 161H257ZM262 159H264V158H262ZM262 159H261L260 161H262ZM13 160H14V159H13ZM45 160H44V161L42 160V161L45 163ZM53 160H54V159H53ZM148 160H149V159H148ZM183 160H184V159H183ZM183 160H182V161H183ZM220 160H221V159H220ZM222 160H223V158H222ZM222 160H221V161H222ZM20 161H21V159L19 158V162H20ZM125 161H126V160H125ZM149 161H150V160H149ZM180 161H181V160H180ZM182 161H181V162H182ZM213 161H214V160H213ZM218 161H219V160H218ZM247 161H248V159H247ZM247 161H246V162H247ZM260 161H259V164L262 163V162L260 163ZM12 162H13V161H12ZM40 162H41V161H40ZM126 162H127V161H126ZM144 162H145V161H144ZM150 162H151V161H150ZM175 162H176V161H175ZM204 162H205V161H204ZM224 162H225V161H224ZM248 162L250 163V161H248ZM254 162H255V161H254ZM34 163H35V162H34ZM34 163H33V164H34ZM127 163H129V162H127ZM173 163H174V162H173ZM179 163H180V162H179ZM186 163H188V162H186ZM206 163H208V162H206ZM206 163H205V164H206ZM209 163H210V162H209ZM221 163H222V162H221ZM221 163L219 162V164H221ZM255 163H258V162H255ZM263 163H264V162H263ZM18 164H19V163H18ZM77 164H78V163H77ZM144 164H145V163H144ZM202 164H204V163H202ZM223 164H224V163H223ZM245 164H246V163H245ZM259 164H258V165H259ZM41 165H42V163H41ZM224 165H225V164H224ZM241 165H242V164H241ZM258 165H257V166H258ZM261 165H262V164H261ZM106 166H107V164H106ZM131 166H132V165H131ZM182 166H183V165H182ZM182 166H181V168H182ZM218 166H219V165H218ZM222 166H223V165H222ZM227 166H228V165H227ZM251 166H252V164H251ZM251 166H250V168H251ZM107 167L109 168V166H107ZM184 167H185V166H184ZM186 167H187V165H186ZM188 167H189V166H188ZM188 167H187V168H188ZM211 167H212V166H211ZM213 167H214V165H213ZM248 167H249V166H248ZM248 167H247V170H250V169H248ZM258 167H259V166H258ZM260 167H262V169H261V171H262L263 168H264V164H263V166H260ZM86 168H87V167H86ZM108 168H107V170L111 169V168H109V169H108ZM177 168H178V167H177ZM177 168H176V169H177ZM187 168H186V169H187ZM189 168H190V167H189ZM191 168H192V167H191ZM198 168H199V167L194 168V169L196 170V173L198 172V171H197ZM254 168H255V167H254ZM254 168H253V169H254ZM120 169H121V168H120ZM136 169H137V168H136ZM162 169H163V168H162ZM194 169H193V170H194ZM212 169H213V168H212ZM212 169H210V170H212ZM240 169H241V168H240ZM244 169H245V168H244ZM253 169H252V170H253ZM258 169H259V168H258ZM34 170H35V169H34ZM67 170H68V169H67ZM79 170H80V169H79ZM105 170H106V169H105ZM113 170H114V169H113ZM132 170H133V169H132ZM181 170H182V169H181ZM190 170H192V169H190ZM198 170H199V169H198ZM213 170H214V169H213ZM215 170H216V169H215ZM218 170H220V169L217 167V171H218ZM221 170H222V169H221ZM221 170H220V171H221ZM188 171H189V170H188ZM259 171H260V170H259ZM259 171H258V172H259ZM261 171H260V172H261ZM108 172H109V171H108ZM148 172H149V171H148ZM165 172H166V171H165ZM184 172H185V171H184ZM190 172H191V171H190ZM206 172H207V171H206ZM206 172H205V174H208V173H206ZM243 172H244V170H243ZM247 172H248V171H247ZM105 173H106V172H105ZM133 173H134V172H133ZM146 173H147V172H146ZM149 173H150V172H149ZM166 173H167V172H166ZM177 173H178V171H177ZM177 173H176V174H177ZM179 173L181 174V172H179ZM187 173H188V172H187ZM187 173H186V174H187ZM198 173H201V172H198ZM213 173L215 174L216 172H213ZM241 173H242V172H241ZM256 173H257V172H256ZM262 173H264V170H263ZM8 174H9V173H8ZM87 174H88V173H87ZM135 174H137V173H135ZM141 174H142V173H141ZM153 174H154V173H153ZM190 174H192V173H190ZM214 174H212V175H214ZM252 174H253V171H251V174H250V175L252 176ZM258 174H259V173H258ZM258 174H257V175H258ZM133 175H134V174H133ZM133 175H132V177H135V176H133ZM142 175H143V174H142ZM148 175H149V174H148ZM148 175H147V176H148ZM182 175H183V172H182ZM184 175H185V174H184ZM188 175H189V174H188ZM188 175H187V176H188ZM192 175H194V173H193ZM210 175H211V174H210ZM210 175H209V177H210V179H211L212 176H210ZM225 175H227V174H225ZM245 175H246V173H245ZM254 175H255V173H254ZM254 175H253V176H254ZM261 175H262V174H261ZM261 175H260V176H261ZM110 176H111V175H110ZM112 176H113V174H112ZM136 176H137V175H136ZM143 176H144V175H143ZM149 176H151V175H149ZM162 176H163V175H162ZM197 176H198V175H197ZM201 176H203V175L201 174ZM206 176L208 177V175H206ZM229 176H230V175H229ZM233 176H235V175H233ZM247 176H248V174L246 175V177H247ZM255 176H256V175H255ZM123 177H124V176H123ZM190 177H191V176H190ZM207 177H206V178H207ZM209 177H208V178H209ZM223 177H224V176H223ZM256 177H257V176H256ZM261 177H262V176H261ZM109 178H110V177H109ZM114 178H115V177H114ZM128 178H129V175H128ZM144 178H145V177H144ZM147 178H148V177H147ZM166 178H167V177H166ZM169 178H170V177H169ZM183 178H184V177H183ZM188 178H189V176H188ZM191 178H192V177H191ZM193 178H194V177H193ZM197 178H198V177H197ZM197 178H195V179L197 180ZM202 178H203V177H202ZM208 178H207L206 181H209ZM248 178H249V177H248ZM258 178H259V177H258ZM258 178H256V180H257ZM110 179H112V178H110ZM126 179H127V178H126ZM133 179H134V178H133ZM133 179H131V181H132ZM135 179H137V178H135ZM195 179H194V180H195ZM253 179H254V177H253ZM253 179H252V180H253ZM262 179L264 180V177H263ZM138 180H139V179H138ZM138 180H137V181H138ZM145 180H146V179H145ZM174 180H175V179H174ZM196 180H195V181H196ZM229 180H230V179H229ZM247 180H248V179H247ZM247 180H246V182H247ZM263 180H262V181H263ZM113 181H114V180H113ZM115 181H116V180H115ZM115 181H114V182H115ZM129 181H130V180H129ZM129 181H128V182H129ZM131 181H130V182H131ZM170 181H171V180H170ZM170 181H169V182H170ZM178 181H181V180H178ZM178 181H177V182H178ZM198 181H199V180H198ZM200 181H201V180H200ZM219 181H220V180H219ZM254 181H255V180H254ZM16 182H17V181H16ZM72 182H74V181H72ZM114 182H113V183H114ZM116 182H118V181H116ZM135 182H136V181H135ZM139 182H140V181H139ZM146 182H147V181H146ZM146 182H145V183H146ZM162 182H163V181H162ZM166 182H167V181H166ZM169 182H168V183H169ZM209 182H210V181H209ZM259 182H260V180L258 179V185L261 186L262 184L260 185ZM45 183H46V182H45ZM69 183H70V181H69ZM136 183H137V182H136ZM187 183H188V182H187ZM194 183H195V182H194ZM216 183H217V182H216ZM235 183L238 184L237 181H236ZM235 183H234V185H235ZM253 183H254V182H253ZM261 183H263V182H261ZM19 184H20V183H19ZM19 184H18V185H19ZM70 184H71V183H70ZM114 184H115V183H114ZM126 184L129 185V183H126ZM126 184H124V185H126ZM152 184H153V183H150V185H152ZM157 184H159V182H158ZM196 184H197V183H196ZM203 184H204V183H203ZM205 184H206V183H205ZM207 184H210V183L207 182ZM225 184H226V183H225ZM244 184H245V183H244ZM246 184H247V183H246ZM255 184H256V183H254L253 186H254ZM3 185H4V184H3ZM131 185H132V184H131ZM131 185H130V186H131ZM141 185H142V184H141ZM212 185H213V184H212ZM242 185H243V184H242ZM242 185H241V186H242ZM71 186H72V184H71ZM119 186H120V183H119ZM130 186H129V187H130ZM133 186H134V181H133ZM158 186H161V184H159ZM163 186H164V183H163ZM169 186H170V185H169ZM175 186H176V185H175ZM197 186H200V182H199V184H198ZM213 186H214V185H213ZM216 186H217V184H216ZM216 186H215V187H216ZM219 186H220V185H219ZM239 186H240V185H239ZM241 186H240V187H241ZM255 186H256V185H255ZM255 186H254V188H255ZM259 186H258V187H259ZM46 187H47V186H46ZM120 187H121V186H120ZM122 187H123V186H122ZM137 187H138V186H137ZM137 187H136V188H137ZM141 187H142V186H141ZM146 187H147V186H146ZM156 187H157V186H156ZM166 187H168V185L165 186L164 188H166ZM206 187H207V185H206ZM223 187H224V186H223ZM223 187H222V188H223ZM261 187H262V186H261ZM88 188H89V187H88ZM123 188H124V187H123ZM127 188H128V187H127ZM151 188H153V187H151ZM211 188H212V187H211ZM213 188H214V187H213ZM218 188H219V187H218ZM220 188H221V186H220ZM244 188H246V186H245ZM259 188H260V187H259ZM259 188H255L254 190L258 189V191H259ZM262 188H263V187H262ZM9 189H11V188H9ZM80 189H81V188H80ZM83 189H85V188H83ZM117 189H118V187H117ZM119 189H120V188H119ZM121 189H122V188H121ZM121 189H120V190H121ZM124 189H126V187H125ZM128 189H130V191H131V187L128 188ZM134 189H135V188H134ZM138 189H139V188H138ZM142 189H143V188H142ZM144 189H146V188H144ZM184 189H186L185 186H184ZM192 189H193V188H192ZM200 189H201V187H200ZM214 189H215V188H214ZM214 189H213V190H214ZM216 189H217V188H216ZM216 189H215V190H216ZM229 189H231V187L228 188V190H226V192H225V194H224V197H223L224 200H226V202L229 200L228 203H230V200L232 201V196H231V195L236 194L234 191H232V192H231V190L229 191ZM234 189H235V187H234ZM240 189H241V188H240ZM249 189H250V188H249ZM120 190H118V192H119ZM146 190H147V189H146ZM155 190H156V189H155ZM163 190L165 191V189H163ZM169 190H170V189H169ZM172 190H173V188H172ZM193 190H195V188H194ZM204 190H206V193H205V194H207V191L210 190V189H209V188H207V189L204 188ZM204 190H203V192H205ZM213 190H212V192H213ZM215 190H214V192H215ZM217 190H220V189H217ZM221 190H222V189H221ZM47 191H48V190H47ZM78 191H79L80 194H81V191H82V190H81V191L78 190ZM122 191H123V190H122ZM128 191H129V190H128ZM128 191H127V192H128ZM130 191H129V194L132 193V192H130ZM139 191H141V188H140ZM139 191H137V193L140 194V197H141V195H142V196L144 195L145 198H146L147 194L150 193V191H147V193H146V195H145V193H144L145 190L142 191L143 194H141L142 192L139 193ZM182 191H183V189H182ZM235 191L238 192L239 190L237 191V189H236ZM244 191L249 192V191L246 190V189H245ZM250 191H251V190H250ZM151 192H152V191H151ZM214 192H213L212 194H214ZM216 192H218V191H216ZM216 192H215V193H216ZM251 192H253V190H252ZM45 193H46V188H45ZM47 193H48V192H47ZM134 193H135V192L133 191V194H134ZM152 193H153V194H156L154 191H153ZM158 193H159V192H158ZM161 193H163L162 190H161ZM161 193H159V194H161ZM198 193H199V192H198ZM209 193H211V192H209ZM219 193H221V191H220ZM241 193H242V192H241ZM243 193H244V192H243ZM260 193H261V192H260ZM65 194H66V193H65ZM74 194H75V192H74ZM124 194H125V193H124ZM129 194H128V196H129ZM166 194H168V193H166ZM166 194H165V195H166ZM200 194H201V193H200ZM239 194H240V191H239V193H238V196H242L241 194H240V195H239ZM245 194H246V193H245ZM247 194H248V193H247ZM252 194H253V193H252ZM252 194H251V195H252ZM62 195H63V194H62ZM62 195H61V196H62ZM77 195H78V194H77ZM77 195H76V196H77ZM111 195H112V194H111ZM116 195H117V194H116ZM119 195H120V193H119ZM122 195H123V193H122ZM122 195H121V196H122ZM135 195H136V194H135ZM135 195L130 194V197H129V198L133 200L134 197H131V196H135ZM150 195H151V194H150ZM150 195H149V196H150ZM156 195H157V194H156ZM161 195H163V194H161ZM176 195H177V194H176ZM203 195H204V194H203ZM203 195H201V196H203ZM208 195H209V194H208ZM249 195H250V194H249ZM261 195H262V194H261ZM78 196H79V195H78ZM78 196H77L76 199L79 198ZM81 196H82V195H81ZM113 196H114V195H113ZM144 196H143V197H144ZM157 196H158V195H157ZM168 196H169V195H168ZM171 196H172V195H171ZM171 196H170V200L173 199V197L175 196V194H174V196H173L172 198H171ZM198 196H199V195H198ZM198 196H197V197H198ZM201 196H200V197H201ZM204 196H205V195H204ZM206 196H207V195H206ZM217 196H218V195H216V197H217ZM233 196H234V195H233ZM243 196H245V195H243ZM247 196H248V195H247ZM252 196H253V195H252ZM52 197H53V196H52ZM114 197H115V196H114ZM114 197H113V198H114ZM119 197H120V196H119ZM140 197H139V198H140ZM182 197H183V196H182ZM187 197H189V196H187ZM191 197H192V196H191ZM207 197H210V195L207 196ZM236 197H237V196H236ZM248 197H249V196H248ZM255 197H257L256 194H255ZM58 198H59V197H58ZM71 198H72V197H71ZM80 198H81V197H80ZM82 198H84V197H82ZM122 198H123L122 200H124V197H122ZM136 198H137V202H138V201H141V199H142V198H141V199L138 200V197H136ZM136 198H134V199H136ZM145 198H143V199H145ZM147 198L150 199L151 196H150V197H147ZM147 198H146V199H147ZM152 198H153V197H152ZM156 198H157V197H156ZM174 198H175V197H174ZM177 198H178V197H176V199H177ZM180 198H181V197H180ZM194 198H195V197H194ZM214 198H215V196H214ZM214 198H213V202H215ZM217 198H218V197H217ZM234 198H235V197H234ZM244 198H245V197H244ZM246 198H247V197H246ZM252 198H253V197H252ZM53 199H54V197H53ZM53 199H52V200H53ZM85 199H86V198H85ZM115 199H116V197H115ZM120 199H121V198H120ZM127 199H128V197H127ZM146 199H145V200H146ZM149 199H148V201H149ZM158 199H160V198H158ZM158 199H155V198H154V199H152V200L157 201ZM176 199H175V200H176ZM215 199H216V198H215ZM220 199H221V198H220ZM240 199H241V198H240ZM55 200H56V199H55ZM55 200H54V201H55ZM117 200H118V199H117ZM125 200H126V199H125ZM132 200H131V201H132ZM152 200H151V201H152ZM168 200H169V199H168ZM183 200L186 202V200H185L184 198H183ZM233 200H234V199H233ZM249 200H250V198H249ZM251 200H252V199H251ZM253 200H255V199H253ZM253 200H252V201H253ZM258 200H259V199H258ZM76 201H77V200H76ZM85 201H86V200H85ZM85 201H84V203H85ZM131 201H128V203H131ZM134 201H135V200H134ZM134 201L132 202L133 205H131V204H128V205H131V206H135V207H137L139 204H137V206L134 205V204L136 203V201H135V202H134ZM146 201H147V200H146ZM146 201H144V203H145ZM148 201H147V202H148ZM160 201H161V200H160ZM165 201H166L167 203L169 202V201H167V200H165ZM165 201H164V205L166 204ZM179 201H181V200H178V203H179ZM199 201H201V199H200ZM221 201H223V199H222ZM256 201H257V200H256ZM256 201H255V202H256ZM56 202H57V201H56ZM81 202H82V200H81ZM86 202H87V201H86ZM123 202H124V204L126 205L125 202H127V201H122V203H121V202H120V203L123 204ZM158 202H159V200H158ZM172 202H174V199L172 200ZM176 202H177V201H176ZM194 202H195V201H194ZM211 202H212V201H211ZM213 202H212V204H213ZM249 202H250V201H249ZM249 202H247V207H248V205H249V204H248ZM0 203H1V202H0ZM87 203H89V201H88ZM95 203H96V202H95ZM139 203H140V202H139ZM141 203H143V202H141ZM141 203H140V205H142ZM148 203H149V202H148ZM152 203H153V201H152ZM156 203H157V202H156ZM188 203H189V202L187 201V205H188ZM200 203H201V202H200ZM215 203H218L217 200H216ZM223 203H224V201H223ZM251 203H252L251 205L253 206L254 201L251 202ZM258 203H259V201H258ZM81 204H82V203H81ZM121 204H120V205H121ZM124 204H123V205H124ZM145 204H146V203H145ZM154 204H155V202H154ZM162 204H163V203H162ZM173 204L175 205L176 203L174 202ZM173 204H172V205H173ZM180 204H181V203H180ZM182 204H183V202H182ZM202 204H204V202H202ZM10 205H13V204L11 203ZM55 205L58 206V203H55ZM78 205H80V203H79ZM88 205H89V204H88ZM88 205H87V206H88ZM97 205H99V204H97ZM120 205H119V206L117 205V207H118V208L121 207V206L123 207V205H121V206H120ZM128 205H127V206H124L123 208L128 207ZM140 205H139V206H140ZM148 205H151V204L149 203ZM185 205H186V204H185ZM198 205H199V204H198ZM219 205H221V204H219ZM228 205H229V204H228ZM228 205H227V208L229 209L230 205H229V207H228ZM232 205H233V204H232ZM256 205H257V204H256ZM261 205H263L262 202H261ZM261 205H260V207H263V208H264V206H261ZM0 206H1V207L3 206V207H5V208L9 207V205H8L7 207L4 206V205H0ZM57 206H55V207H57ZM59 206H60V204H59ZM84 206H86V205H84ZM91 206L94 207V203H93V205H91ZM131 206H129V207H131ZM143 206H144V205H143ZM182 206H183V205H181L180 207L183 209ZM212 206H213V205H212ZM215 206H216V205H214V207H215ZM221 206H222V205H221ZM223 206H224V208L226 207V206H225V203H224ZM233 206H235V205H233ZM254 206H255V205H254ZM3 207H2V208H3ZM11 207H13V206H11ZM81 207H82V206H81ZM114 207H115V206H114ZM122 207H121V210H122ZM129 207H128V209H129ZM146 207H147V206H146ZM148 207H149V206H148ZM159 207H160V206H159ZM159 207H156V208H159ZM174 207H175V209H176L177 206H176V205L173 206V207L171 206V208H170V206H169V208H170L169 210H171L172 208L174 209ZM186 207H187V206H186ZM192 207H193V206H192ZM219 207H220V206H219ZM9 208H10V207H9ZM60 208H61V207H59L57 211H59ZM62 208H63V207H62ZM64 208H65V207H64ZM78 208H79V207H78ZM94 208H95V207H94ZM132 208H134V207H132ZM140 208H141V207H139V208L137 207V209H134V211H135V210L138 211ZM143 208H144V207H143ZM143 208H142L141 210H143ZM212 208H213V207H212ZM217 208H218V207H217ZM256 208H258V206H257ZM80 209H81V208H80ZM80 209H79V210H80ZM82 209H83L82 212H84V208H82ZM86 209H88V208H86ZM97 209L99 210L100 208L98 207ZM146 209H147V208H146ZM146 209H145V210H146ZM162 209L165 210V212H166V209H168V207L166 206V209H164V207H161V210H162ZM178 209H179V206H178ZM218 209H219V208H218ZM252 209H253V208H252ZM260 209H261V208H259V209H258L259 211H258V210H257V211L260 212ZM7 210H8V209H7ZM60 210H62V209H60ZM94 210H95V209H94ZM119 210H120V208L118 209V211H119ZM121 210H120V212H121ZM161 210H159V211H161ZM179 210H180V209H179ZM238 210H239V209H238ZM254 210H255V209H254ZM62 211H63V210H62ZM99 211H100V210H99ZM111 211H112V210H111ZM130 211H133V210L130 209ZM136 211H135V214H136ZM139 211H140V210H139ZM155 211H156V210H155ZM174 211H175V210H173V212H174ZM176 211H177V210H176ZM176 211H175V213L177 214L178 212H176ZM191 211H193V210H191ZM239 211H240V210H239ZM249 211L251 212L250 208H249ZM261 211H262V210H261ZM1 212H2V211H1ZM1 212H0V213H1ZM6 212H7V211H6ZM60 212H61V211H59V213H58V212H57V213H58V214H62V212H61V213H60ZM63 212H64V211H63ZM67 212H68V211H67ZM71 212H75V211H72V210H71ZM86 212H87V211H86ZM91 212H92V211H91ZM91 212H90V213H91ZM93 212H94V211H93ZM93 212H92V213H93ZM113 212H114V211H113ZM141 212L143 213L144 210L141 211ZM153 212H154V211H153ZM162 212H163V211H162ZM181 212H182V211H181ZM185 212H186V211H185ZM185 212H182V213L184 214ZM189 212H190V211H189ZM189 212H188V213H189ZM211 212H213L212 209H211ZM217 212H219V210H218ZM220 212H221V213H225V212L222 211V209H220ZM220 212H219V213H220ZM226 212H228V211H226ZM234 212H235V211H234ZM247 212H248V210H247ZM255 212H256V210H255ZM10 213H12V212L10 211ZM80 213H81V212H80ZM131 213L133 214V212H131ZM138 213H139V212H138ZM138 213H137V216L134 214V215L136 216L135 218L139 217L138 215L141 214V213H140V214H138ZM169 213H170V211H169V212L167 211L166 214H168V216H172V215H173V214H169ZM171 213H172V210H171ZM182 213H179V215L182 214ZM209 213H210V212H209ZM213 213H214V212H213ZM215 213H216V211H215ZM228 213H229V212H228ZM228 213H226V215H227ZM235 213H236V212H235ZM4 214H6L5 211H4ZM12 214H13V213H12ZM12 214H10V216H11ZM19 214H20V213H19ZM78 214H79V212H78ZM82 214H83V213H82ZM82 214H81V215H82ZM85 214H86V213H85ZM85 214H84V215H85ZM116 214H117V213H116ZM125 214H127V213H125ZM129 214H130V213H129ZM149 214H150V213H149ZM153 214H154V213H153ZM155 214L157 215V212H156ZM160 214H161V213H159V215H160ZM162 214H163V213H162ZM166 214L164 213V215H166ZM250 214H251V213H250ZM255 214H256V213H255ZM255 214H254V216H255ZM6 215H7V214H6ZM6 215H5V216H6ZM8 215H9V214H8ZM62 215H63V214H62ZM64 215H65V214H64ZM88 215H89V214H88ZM90 215H91V214H90ZM123 215H124V213H123ZM141 215L143 216L144 213L141 214ZM150 215H151V214H150ZM186 215H187V214H186ZM186 215H184V217H186ZM191 215H192V214H191ZM191 215H190V216H191ZM193 215H194V214H193ZM208 215H209V214H208ZM218 215H219V214L217 213V216H218ZM228 215H229V214H228ZM233 215H234V214H233ZM2 216H4V215H2ZM10 216H7V218L9 219ZM58 216H59V215H58ZM60 216H61V215H60ZM85 216H87V215H85ZM85 216H84V217H85ZM113 216H115V215L113 214ZM113 216H112V217H113ZM117 216H119V215H117ZM117 216H116V218H117ZM126 216H127V215H126ZM126 216H125V217H126ZM130 216H131V215H130ZM130 216H129V217H130ZM166 216H167V215H166ZM175 216H177V215H175ZM180 216H181V215H180ZM182 216H183V215H182ZM182 216H181V217H182ZM188 216H189V215H188ZM188 216H187V217H188ZM203 216H204V215H203ZM203 216H202V217H203ZM236 216L239 217V215H236ZM61 217H64V216H61ZM82 217H83V216H82ZM84 217H83V218H84ZM87 217H88V216H87ZM87 217H85V218H87ZM120 217L122 218V214L117 218L118 221L120 220V219H119ZM125 217H124V218H125ZM131 217H132V216H131ZM147 217H148V216H147ZM158 217H159V216H158ZM158 217H156V218L158 219ZM172 217H173V216H172ZM172 217H170L169 219L165 217V220H166V219H168V220L173 219L174 217H173V218H172ZM177 217H178V216H177ZM187 217H186V218H187ZM221 217H222V215H221ZM65 218H67V217L65 216ZM69 218H70V216H68V220H69ZM80 218H81V217H80ZM83 218H82V220H83ZM92 218H93V217H92V215H91V219H92ZM133 218H134V217H133ZM150 218H151V217H149L148 219H150ZM161 218H162V217H161ZM161 218H160V220H161ZM182 218H183V217H182ZM188 218H189V217H188ZM188 218H187V219H188ZM197 218L199 219L200 217H196V219H197ZM203 218H204V217H203ZM216 218H217V217H216ZM222 218H224V217H222ZM226 218H228V217H226ZM226 218H225V219H226ZM232 218H233V216L231 217V219H232ZM5 219H6V218H4V220H5ZM8 219H7V220H8ZM10 219H11V217H10ZM87 219H90V218H87ZM91 219H90V220H91ZM114 219H115V218H114ZM117 219H116V220H117ZM129 219H130V218H129ZM137 219H138V218H137ZM137 219H136V221H137ZM153 219H155V216H153ZM225 219H223V220L225 221ZM1 220H2V219H1ZM7 220H6V221H7ZM66 220H67V219H66ZM72 220H73V219H72ZM72 220H71V221H72ZM84 220H86V219H84ZM122 220H123V218H122ZM126 220H127V217H126ZM138 220H139V219H138ZM146 220H147V218H146ZM155 220H156V219H155ZM155 220H149V222L151 221L150 223H149L148 221H147V222L149 223V225H151V224L153 223L152 221H155ZM175 220H176V219H175ZM190 220L192 221V218H190ZM200 220H202V219H200ZM207 220H208V219H207ZM227 220H228V222H229V219H227ZM243 220H244V219H243ZM6 221H5V222H6ZM10 221H11V220H10ZM71 221H70V222H71ZM124 221H125V220H124ZM158 221H159V219H158ZM158 221H157V222H158ZM162 221H164L163 218H162ZM171 221H172V222L169 221V223H173V224H175V223H174V222H175L174 220H171ZM178 221H179V220L177 219L176 222H178ZM181 221H182V220H181ZM181 221H180V222H181ZM186 221H189V220H186ZM197 221H199V220H197ZM211 221H212V220H211ZM245 221H246V218H245ZM2 222H4V221H2ZM7 222H8V221H7ZM61 222H64V221L61 220ZM67 222L69 223V221H67ZM83 222H84V221H83ZM119 222H120V221H119ZM140 222H143V220L139 221V223H140ZM165 222H167V221H165ZM184 222H185V220H184ZM194 222H195V220H194ZM202 222H203V221H201V225H202ZM205 222H206V221H205ZM11 223H12V222H11ZM24 223H25V222H24ZM64 223H65V222H64ZM84 223H85V222H84ZM112 223H113V222H112ZM155 223H156V221H155L151 226H154ZM186 223H187V222H186ZM191 223H193V222H190V223H189V225H190L189 227L193 228L192 225H193L194 223H193V224H191ZM220 223H222V221H220ZM223 223H224V222H223ZM223 223H222V226H223ZM226 223H227V222H226ZM226 223H225V225H226V227H227V225H229V223H231V222H229L228 224H226ZM240 223H242V222H240ZM7 224H8V223H7ZM143 224L146 225V223H143ZM159 224H161L160 221H159ZM162 224H163V223H162ZM180 224H181L182 226H184V227H185V226L187 227V225H188V224L185 225L184 223H183L184 225H183L182 223H180ZM215 224L218 225V222L215 223ZM242 224H243V223H242ZM8 225H9V224H8ZM8 225H7V226H8ZM13 225H14V224H12V226H13ZM25 225H27V223H26ZM68 225H69V224H68ZM85 225L88 226L89 224L86 223ZM130 225H131V224H130ZM141 225H142V224H141ZM164 225H165V224H164ZM168 225H169V224H168ZM168 225L166 224V226H168ZM171 225H172V224H170L169 226L171 227ZM177 225H178V223H177ZM197 225H198V224H197ZM197 225H195V226H197ZM201 225L199 224V226H201ZM204 225H205V224H204ZM225 225H224V226H225ZM231 225H232V224H231ZM234 225H235V223H234ZM234 225H232V226H234ZM240 225H241V224L238 225V223H237V226H235V227H236V230H237V227H238V229H239V226H240ZM244 225H245V224H244ZM244 225H242V227H243ZM66 226H67V225H66ZM87 226H86V227H87ZM118 226H119V225H118ZM133 226H134V225H133ZM173 226H174V225H173ZM193 226H194V225H193ZM207 226H209V225H207ZM212 226H213V225H212ZM218 226L220 227V224H219ZM218 226H217V227H218ZM229 226H230V225H229ZM229 226H228V229L231 227V226H230V227H229ZM246 226H247V225H246ZM246 226H244V227H246ZM252 226H253V225H252ZM9 227H10V226H8V228H9ZM27 227H29V226H27ZM136 227H137V226H136ZM155 227H156V226H155ZM164 227H165V226H164ZM177 227H178V226H176L175 230H176V229L178 230V228L181 227V226L179 225V227H178V228H177ZM202 227L204 228V226H202ZM226 227H225V228H226ZM242 227H241V228H242ZM248 227H249V226H248ZM253 227H254V226H253ZM70 228H71V227L69 226V229H70ZM88 228H89V227H88ZM142 228H143V227H142ZM145 228H146V227H145ZM149 228H150V227H148V229H149ZM152 228H154V227H152ZM166 228H167V227H165L164 229H166ZM181 228H182V227H181ZM195 228H197V227H195ZM200 228H201V227H200ZM203 228H201V229H202V232L204 233V232H205V229H206V225H205V229H204V231H203ZM214 228H215V226H213V229H214ZM221 228H222V227H221ZM221 228H220V231H222ZM225 228H223V229H225ZM233 228H234V227H233ZM241 228H240V229H241ZM11 229H12V227H11ZM11 229H10V230H11ZM29 229H30V228H29ZM137 229L139 230L140 228L137 227ZM164 229H163V230H164ZM179 229H180V228H179ZM193 229H194V228H193ZM193 229L190 230V232H191V231L193 232V231H194ZM201 229H200V230H201ZM207 229H208V228H207ZM207 229H206V230H207ZM216 229L218 230L219 228H216ZM230 229H232V228H230ZM243 229H244V228H242V229L239 230L238 232H241ZM12 230H14V228H13ZM12 230H11L10 232H12ZM65 230H66V228H65ZM67 230H68V229H67ZM114 230H115V229H114ZM135 230H136V229H134L133 231H135ZM142 230H143V229H142ZM150 230H151V229H150ZM156 230H157V228H156ZM168 230H169L170 232H172V230H174V227H172V230H171V228L168 229ZM175 230H174V231H175ZM177 230H176V233H177ZM183 230H184V229H183ZM185 230H186V229H185ZM185 230H184V231H185ZM196 230H197V229H196ZM61 231H63V229H61ZM61 231L59 230V233H60ZM68 231H69V230H68ZM139 231H141V230H139ZM139 231H137V232H139ZM143 231H144V230H143ZM145 231H146V230H145ZM220 231H219V232H220ZM225 231H227V230L225 229ZM225 231H224V232H225ZM232 231H233V230H232ZM254 231H255V230H254ZM70 232H71V231H70ZM137 232H136V234H137ZM151 232H152V230H151ZM153 232H154V231H153ZM153 232H152V233H153ZM155 232H156V231H155ZM159 232H160V231H159ZM159 232H158V234H159ZM164 232H165V231H164ZM166 232H167V230H166ZM180 232H181V231H180ZM195 232H197V231H194V234H195L196 237H198V234L196 235ZM198 232H199V227H198ZM208 232H209V231H208ZM208 232H207V233H208ZM227 232H228V231H227ZM235 232H236V231H235ZM12 233H13V232H12ZM12 233H11V234H12ZM31 233H32V232H31ZM57 233H58V232H57ZM64 233H66V232H64ZM139 233H142V232H139ZM146 233H147V232H145L144 234H146ZM149 233H150V232H149ZM172 233H173V232H172ZM182 233H183V232H182ZM217 233H218V232H217ZM222 233H223V232H222ZM228 233H229V232H228ZM236 233H237V232H236ZM242 233H244V231H242ZM242 233H240V236L243 235ZM11 234H10V237L13 236V235H15V234H13V235H11ZM29 234H30V232H29ZM61 234H62L61 236H63V233H61ZM136 234H135V235H136ZM158 234H155V233H154V235H156V236H157ZM168 234H169V233H168ZM219 234H221V233H219ZM224 234H227V233L225 232ZM241 234H242V235H241ZM7 235H8V234H7ZM137 235H140V234H137ZM148 235H150V234H147V237H148ZM159 235H160V236H159L158 238H156V240L154 239L156 242L159 241L160 238L163 237L162 235H164V234L162 233V235H161V233H160ZM176 235H177V234H176ZM182 235H183V234H182ZM189 235L194 236V235H192V234H189ZM209 235H211V234H209ZM212 235H213V234H212ZM212 235H211V236H212ZM214 235H215V234H214ZM214 235H213V236H214ZM237 235H238V234H237ZM237 235H236V237H237ZM256 235H257V234H256ZM29 236H30V235H29ZM66 236H67V235H66ZM66 236H65V237H66ZM161 236H162V237H161ZM167 236H168V235H166V237H167ZM207 236H208V234H207ZM207 236H206V237H207ZM211 236H208V237L210 238ZM226 236L229 237L230 234H229V235H226ZM226 236H225V237H226ZM233 236H235V235L233 234ZM233 236H232V238L229 237V238H230V241H232L231 239H233ZM244 236H245V237H244V239H245V238H246L245 233H244ZM247 236H248V235H247ZM10 237H9V238H10ZM14 237H15V236H14ZM77 237H78V236H77ZM103 237H104V236H103ZM140 237L143 238L142 235H141ZM147 237H145V238H147ZM151 237H153V236H151ZM154 237H155V236H154ZM154 237H153V238H154ZM164 237H165V236H164ZM189 237H190V236H189ZM199 237H200V235H199ZM201 237H202V236H201ZM208 237H207L206 239L204 238L203 241H205V240L207 241V240L209 239ZM214 237H215V236H214ZM236 237H234V238H236ZM62 238H63V237H62ZM142 238H141V239H142ZM149 238H150V237H149ZM153 238H150V241H151V239H152V242H153ZM184 238H186V237H184ZM191 238H192V237H191ZM202 238H203V237H202ZM202 238H200V239L202 240ZM215 238H216V237H215ZM226 238H227V237H226ZM238 238H239V237H238ZM240 238H243V236L240 237ZM11 239H12V238H11ZM82 239H83V238H82ZM105 239H106V238H105ZM107 239H108V238H107ZM141 239H139V241H140ZM143 239H144V238H143ZM157 239H159V240H157ZM169 239L172 240L171 238H169ZM169 239H168V241H169ZM192 239H193V238H192ZM192 239H189V240H191V242H193L192 244H193V246H194V243H196V242H195L196 239H195V241L192 240ZM198 239H199V238H198ZM216 239H217V238H216ZM244 239H243V240H244ZM8 240H9V239H8ZM13 240H15V238H13ZM67 240H68V238H67ZM69 240H70V239H69ZM69 240H68V242H70ZM95 240H96V239H95ZM95 240H93V241H95ZM164 240H165V238H164ZM164 240L161 239V242L164 241ZM166 240H167V239H166ZM211 240H212V239H211ZM211 240H210V241H211ZM217 240L220 241L221 239H217ZM226 240H227V239H225V241H226ZM228 240H229V239H228ZM236 240H238V239H236ZM239 240H240V239H239ZM71 241H72V240H71ZM104 241H105V240H104ZM114 241H115V240H114ZM155 241H154V244L156 243ZM186 241H187V240H186ZM208 241H209V240H208ZM208 241H207V242H208ZM210 241H209V242H210ZM11 242H12V241H11ZM16 242H17V241H16ZM65 242H66V240H65ZM82 242H84V239H83ZM97 242H98V241H97ZM142 242H143V241H142ZM142 242H141V243H142ZM144 242H145V241H144ZM144 242H143V243H144ZM148 242H149V241H148ZM159 242H160V241H159ZM159 242H157V243L160 244ZM165 242L167 243V241H165ZM165 242H164V243H165ZM187 242H188V241H187ZM209 242H208V244H209ZM213 242H214V241H213ZM213 242H211V243H213ZM215 242H217V241L215 240ZM215 242H214V243H215ZM239 242H240V241H239ZM241 242H242V241H241ZM63 243H64V242H63ZM63 243H62V244H63ZM105 243H106V242H105ZM109 243H110V241H109ZM145 243L147 244V239H146V242H145ZM199 243H200V241H199ZM199 243H198V244H199ZM211 243L209 244V247H210ZM214 243L212 244V246H214ZM226 243H227V242H226ZM228 243H229V242H228ZM228 243L226 244L227 246H228ZM232 243H233V242H232ZM232 243L230 242L229 244L231 245ZM16 244H17V243H16ZM18 244H19V243H18ZM18 244H17V245H18ZM66 244H67V243H66ZM83 244H84V243H82V245H83ZM90 244H91V242H90ZM92 244L95 245L94 242H93ZM138 244H140V242H139ZM138 244H137V245H138ZM149 244H150L149 246H151V243H149ZM167 244H168V243H167ZM192 244H191L190 248L193 247ZM237 244H238V243H237ZM21 245H22V244H21ZM63 245H64V244H63ZM63 245H62V246H63ZM68 245H70V243H69ZM68 245H65V246L67 247ZM84 245H86V244H84ZM97 245H99V243H97ZM114 245H115V244H114ZM155 245H157V244H155ZM155 245H152L151 247H153V248L157 247V246H155ZM189 245H190V243H189ZM195 245H197V244H195ZM200 245H201V243H200ZM203 245H205V243H204V244L202 243V246H203ZM206 245H207V244H206ZM226 245L224 244V246H226ZM232 245H233V244H232ZM18 246H19V245H18ZM95 246H96V245H95ZM95 246H94V247H95ZM99 246H100V245H99ZM138 246H140V245H138ZM165 246H166V245H164V248L161 247V246H159V248L166 249ZM212 246H211V248H212ZM217 246L219 247V245H217ZM227 246H226V247H227ZM233 246H234V245H233ZM233 246H232V247H233ZM15 247H16V246H15ZM21 247H23V245H22ZM21 247H20V248H21ZM35 247H36V246H35ZM54 247H55V246H54ZM75 247H76V246H75ZM75 247H74V248H75ZM91 247H93V246L91 245L90 248L88 247V249H92ZM173 247H174V245H173ZM188 247H189V246H188ZM203 247H205V246H203ZM203 247H202V248H203ZM209 247H208V248H209ZM215 247H216V246H215ZM215 247H214V249H216ZM218 247H217V248H218ZM232 247H231V248H232ZM20 248L18 247L17 249L20 250ZM25 248H26V247H25ZM68 248H69V246H68ZM95 248H96V247H95ZM97 248H98V250H100L99 247H97ZM104 248H105V246H104ZM170 248H171V247H170ZM195 248L198 249V246H197V247L195 246ZM208 248H207V251H208ZM229 248H230V247H229ZM229 248L227 247V249H225V248L223 247V248H219V249H220V251H221V249H222V251H224L223 249H225V250H226V253H229V252H228V251H229ZM61 249H64V248L62 247ZM115 249H117V248H115ZM139 249H142V248H139ZM155 249H156V248H155ZM173 249H174V248H173ZM199 249L202 250L201 252H203L204 250H205V252H206V247H205L204 250L201 249V248H199ZM199 249H198V250H199ZM219 249H218V252H220ZM235 249H236V248H235ZM237 249H239L238 246H237ZM237 249H236L235 251H236L237 254H238V251H239V250L237 251ZM24 250H26V249H23V251H24ZM36 250H37V252H38V250H39L38 247L36 248ZM36 250H35V252H36ZM64 250H66V252H67V249H64ZM72 250H73V249H72ZM76 250H77V249H76ZM80 250H81V249H80ZM96 250H97V249H96ZM104 250H105V249H104ZM158 250H159V249H158ZM160 250H161V249H160ZM193 250H194V249H193ZM193 250H192V249H191V250L189 249V251H193ZM195 250H196V249H195ZM212 250H213V248H212ZM216 250H217V249H216ZM227 250H228V251H227ZM231 250H232V249H231ZM42 251H43V250H42ZM73 251H74V250H73ZM82 251H83V250H82ZM89 251H91V250H89ZM117 251H118V249L116 250V252H117ZM155 251H156V250H155ZM155 251L153 250L152 252H155ZM222 251H221V252H222ZM20 252H22V251H20ZM27 252H28V251H27ZM37 252H36V253H37ZM56 252H57V251H56ZM66 252H65V253H66ZM74 252L76 253L77 251H74ZM78 252H80V251H78ZM78 252H77V253H78ZM97 252H98V254H99V251H97ZM141 252H142V250H141ZM187 252H188V250H187ZM195 252L198 253L197 250H196ZM199 252H200V251H199ZM210 252H211V251H210ZM221 252H220V253H221ZM224 252H225V251H224ZM236 252H235V253H236ZM240 252H241V251H240ZM42 253H43V252H42ZM68 253H69V252H68ZM68 253H67V254H68ZM71 253H72V252H71ZM71 253H70V255H71ZM83 253H84V252H83ZM85 253H86V252H85ZM89 253H90V252H89ZM156 253H157V252H156ZM164 253H165V252H164ZM190 253L192 254V252H190ZM190 253L188 252L189 255H190ZM193 253H194V252H193ZM206 253H208V252H206ZM212 253H215V254H216V252H214V251H213ZM212 253H211V255H212ZM222 253H223V252H222ZM263 253H264V252H263ZM43 254H44V253H43ZM67 254H65L64 259L67 258V257H66ZM81 254H82V253H81ZM91 254H92V253H91ZM91 254H89V255H91ZM100 254H102V253H100ZM100 254H99V256H100ZM118 254H120V253L118 252ZM157 254H158V253H157ZM185 254H187V253H185ZM194 254H195V253H194ZM223 254H225V253H223ZM230 254H231V252H230ZM230 254H229V255H230ZM237 254H236L235 257H237ZM77 255H78V254H77ZM83 255H85V254H83ZM86 255H87V254H86ZM102 255H103V254H102ZM138 255H139V254H138ZM158 255H159V254H158ZM238 255H239V254H238ZM26 256H27V255H26ZM29 256H30V255H29ZM38 256H39V255H38ZM71 256H74V255H71ZM121 256H124V254H121ZM139 256H140V255H139ZM163 256H164V255H163ZM191 256H192V255H191ZM195 256H196V255H194L193 257H195ZM214 256H215V255H214ZM231 256H232V255H230V257H231ZM239 256H240V255H239ZM87 257H88V256H87ZM128 257H129V256H128ZM128 257H127V258H128ZM167 257H168V255H167ZM185 257L188 258L189 260H191V259H190L191 257H190V258H189V256H188V257L185 256ZM202 257H203V256H202ZM235 257H234V258H235ZM27 258H28V257H27ZM38 258H39V257H38ZM44 258H45V256H44ZM46 258H47V256H46ZM70 258H73V259H74V257H70ZM89 258H90V257H89ZM124 258L126 259V257H124ZM164 258H166V257H164ZM211 258H212V256H211ZM23 259H24V258H23ZM30 259H31V258H30ZM86 259H87V258H86ZM129 259H130V257H129ZM129 259H128V260H129ZM138 259H139V258H138ZM213 259H214V257H213ZM232 259H233V256H232ZM235 259H236V258H235ZM28 260H29V259H28ZM58 260H59V259H58ZM66 260H68V258H67ZM71 260H72V259H71ZM88 260H89V259H88ZM166 260H167V259H164V261H166ZM201 260H202V259H201ZM23 261H25V260H22V262H23ZM44 261L46 262V259H45ZM47 261H48V260H47ZM50 261H51V259H50ZM50 261H48V262H50ZM82 261H83V260H82ZM89 261H90V260H89ZM125 261H126V260H125ZM136 261H137V260H136ZM168 261L170 262L171 259L168 260ZM168 261H167V262H168ZM192 261H193V260H192ZM192 261H191V262H192ZM205 261H206V260H205ZM48 262H47V264H50V263H48ZM52 262H53V260H52ZM59 262H60V261H59ZM69 262H70V261H69ZM73 262H74V263H72V264H76V263H75V260H74ZM83 262H84V261H83ZM131 262H132V261H130L129 263L131 264ZM134 262H135V261H133L132 264H134ZM169 262H168V263H169ZM191 262H186V263L188 264V263H191ZM194 262H195V261H194ZM206 262H207V261H206ZM220 262H221V261H220ZM24 263H25V262H24ZM26 263H27V262H26ZM28 263H29V262H28ZM39 263H40V262H39ZM39 263H37V264H39ZM43 263H44V262H43ZM53 263H54V262H53ZM53 263H52V264H53ZM61 263L63 264L64 261L61 262ZM61 263H60V264H61ZM84 263H85V262H84ZM129 263H128V264H129ZM136 263H137V262H136ZM136 263H135V264H136ZM140 263H141V262H138V264H140ZM198 263H199V262L194 263V264H198ZM215 263H216V262H215ZM30 264H32V263H30ZM45 264H46V263H45ZM64 264H65V263H64ZM67 264H70V263H67ZM86 264H87V263H86ZM94 264H95V263H94ZM96 264H99V263H96ZM124 264H125V263H124ZM126 264H127V263H126ZM163 264H164V263H163ZM169 264H170V263H169ZM202 264H203V263H202ZM210 264H212V263L210 262ZM217 264H219V263H217ZM220 264H221V263H220ZM222 264H223V263H222ZM257 264H259V262H257ZM261 264H262V262H261Z\"/></svg>","mask_w":264,"mask_h":264}]
</instances>
